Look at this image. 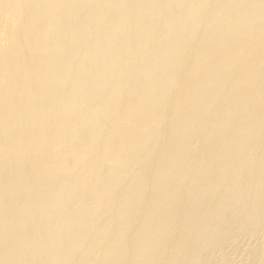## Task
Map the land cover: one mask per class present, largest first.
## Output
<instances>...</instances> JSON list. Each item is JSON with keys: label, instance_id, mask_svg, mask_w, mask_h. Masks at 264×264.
<instances>
[{"label": "rangeland", "instance_id": "374dc122", "mask_svg": "<svg viewBox=\"0 0 264 264\" xmlns=\"http://www.w3.org/2000/svg\"><path fill=\"white\" fill-rule=\"evenodd\" d=\"M239 1H241V2H239ZM153 2H155V3H153ZM118 3H119V5H118ZM36 4H37V6H35ZM155 6H157V7H155ZM195 6H196V8H195ZM258 8H259V10H258ZM56 9H57V11H56ZM233 9H234V12H233ZM58 11L61 13H57ZM108 12H110V13H108ZM58 14L59 15L61 14V15L59 16ZM262 14H264V0H231V1L230 0H212V1L211 0H177V1L176 0H143V1L142 0H110V1L109 0H81V1L80 0H67V1L66 0H49V1L48 0H42V1L38 0V1H36L35 0V2H34V0H0V99H1L0 100V118H2V119H0V126H1L0 135H3V136H0V168H1L0 173L2 171V173L0 174V189H3V190H0V195H2V193H3V195L0 196V200H1L0 201L1 202V205H0V207H1L0 208V264H10V262L11 263L13 262L12 264H23V263H25V264H31V263L32 264H61L60 262H62V264H69V263L74 264V262H75V264L76 263L82 264L83 262L85 264L86 263L88 264V261H89V264H96V263H98V264H101V263L102 264H123V263H125V264H143V263L144 264H159V263L160 264H180L182 262H183V264L184 263L185 264H264V258H262V257H264V215H262V214H264V202H260V201H264V199H262V198H264V161H262V160H264V138H262V137H264V112H262V111H264V89H262V88H264V87L261 88V86H264V65H262V64H264V15H262ZM33 15H34V17H33ZM35 16H36V18H35ZM105 17L106 18L108 17V18L106 19ZM109 17H110V19H109ZM103 18L106 20H104ZM148 19H150V20H148ZM145 20H146V22H145ZM156 20H157V22H156ZM32 22L34 25L32 24ZM35 22H36V24H35ZM130 22H131V24H130ZM186 25H187V27H186ZM30 26H32V27H30ZM88 26H89V28H88ZM101 26H102V28H101ZM125 26H126V28H125ZM83 29H85V30H83ZM155 29H157V31ZM46 32H48V33L46 34ZM20 34H21V36H20ZM228 34L230 35V37ZM233 38H234V40H233ZM207 39H209V40H207ZM48 41H49V43H48ZM89 41L93 44H91ZM171 42H172V44H171ZM45 43H46V45H45ZM112 43H113V45H112ZM52 45H53V47H52ZM229 45H230V47H229ZM26 49L29 52L26 51ZM51 49L53 50V52ZM38 50H39V52H38ZM154 50H156V51H154ZM167 50H168V52H167ZM60 51H61V53H60ZM123 51H124V53H123ZM42 52L44 53V55ZM65 55H67V57ZM143 55H145V56H143ZM104 56H105V58H103ZM147 60H148V63H147ZM200 61H201V63H200ZM235 61H236V63H235ZM119 63H120V65H119ZM149 63L151 65H149ZM182 63H184V64H182ZM70 64H71V66H70ZM73 65H74V68L72 67ZM125 65H127V66H125ZM145 66H146V68H145ZM3 67H5V68H3ZM39 67H40V69H39ZM173 67H174V69H173ZM196 67H197V69H196ZM198 67H199V69H198ZM50 70H52V71H50ZM145 70H146V72H145ZM161 72H163V73H161ZM214 72H215V74H214ZM164 76H165V78H164ZM59 77H60V79H59ZM206 77H208V78H206ZM255 77H257V78H255ZM57 78H58V80H57ZM87 78L89 80H87ZM34 80H35V82H33ZM194 81H195V83H194ZM183 82H184V84H183ZM132 83H134V84H132ZM12 84H14V85H12ZM130 84H132V85H130ZM202 84H205V85H202ZM45 85H47L49 88H50V86H54V87H53V89H51L52 87L49 89ZM253 85H254V87H253ZM14 86L17 88H15ZM204 86H205V88H204ZM122 87H123V89H121ZM147 87H149V88H147ZM179 88H181V89H179ZM5 89H7V90H5ZM161 89H162V91H161ZM211 89H214V90H211ZM37 90H39V92ZM74 90H76V91H74ZM250 90H252V91H250ZM31 91H32V95H29V94H31ZM22 92H24V93H22ZM52 92H54L53 94H56V95H53ZM68 93H69V95H68ZM83 95H85V96H83ZM24 96H26L27 98L24 99ZM144 97H146V98H144ZM99 98H101V99H99ZM75 99L77 101H75ZM64 100H66V101H64ZM68 100H69V102H68ZM71 100H74L75 102L74 101L71 102ZM113 100H115V101H113ZM165 100H166V102H165ZM220 100H222V101H220ZM195 101H197V102H195ZM119 102H120V104H119ZM67 103H69V104H67ZM142 103H143V105H142ZM191 104H192V106H191ZM33 105H35V106H33ZM70 105H71V107H70ZM64 106H66V107L64 108ZM208 106H210V107H208ZM73 107H75V108H73ZM112 107L115 108L114 112L112 111L113 110ZM137 108H139V109H137ZM204 108H206L208 110H206ZM222 108H223V110H222ZM21 109H23V110H21ZM79 109H80V111H78ZM118 109H120V110L118 111ZM36 110L37 111L39 110V112H37ZM128 110H130V111H128ZM142 110H144V111H142ZM59 112H61V113H59ZM118 112H119V114H118ZM129 112H130V115H129ZM135 112H136V114H135ZM199 112H200V114H199ZM206 112H208V113H206ZM110 113H111V115H110ZM3 114H4V116H3ZM196 114H198V115H196ZM70 115L72 116V118ZM41 116H42V118H41ZM56 116L57 117L59 116V117L55 118ZM132 117L133 118L135 117L137 122ZM143 117H145V118H143ZM83 118L85 120H83ZM94 118H95V121H94ZM137 118L139 119V121ZM188 118H189V120H188ZM123 119H125L127 122ZM241 119H242V121H241ZM13 120H15L16 122H14ZM23 120H25V121H23ZM201 120L203 123H200ZM56 121H58V122H56ZM140 121H141V125L139 124ZM6 122H8V123H6ZM42 122H44L45 124L42 125ZM10 123H12V125L14 127L11 126ZM13 123H15V124H13ZM133 123H134V126H133ZM179 123L182 124V126ZM32 124H34V125H32ZM52 125H53V127H52ZM59 125H60V127H59ZM9 126H11V127H9ZM38 126H39V128H38ZM69 126L72 128L70 129ZM123 126H124V128H123ZM155 126H157V127H155ZM66 127H67V129H66L67 131L64 130ZM118 127H119V129H118ZM143 127L145 130H143ZM9 128H10V130H9ZM59 128H60V131H59ZM61 128H62L63 132H61ZM77 128H78V130H77ZM88 128H90V129H88ZM72 129H73V131H72ZM14 130H15V132H14ZM50 130L52 131L53 134L51 133ZM119 130L121 132H119ZM48 131H49L50 135H48ZM125 131H127V132L125 133ZM128 131H130V132H128ZM141 131H143V132H141ZM22 132L23 133L25 132L28 136L24 133L26 136L25 137ZM57 132H59V134H57ZM71 132L73 134H71ZM77 132H80V133H77ZM115 132H117V133H115ZM214 132H216V133H214ZM4 133H7V134H4ZM66 133H67V135H66ZM129 133H130V135H129ZM190 133H192V134H190ZM34 134H36V135H34ZM54 134H55V136H54ZM133 134H135V136ZM181 134H182V136H181ZM18 135H20V136H18ZM124 135H125V137H124ZM220 135H221V137H220ZM47 136L49 137L48 140L46 139ZM57 136H58V138L60 137L59 138L60 140L57 138ZM66 136H67V138H66ZM202 136H203V138H202ZM21 137H22V139H21ZM54 137L56 139H54ZM64 137L66 138V140ZM32 138H35V139H32ZM135 138H136V140H135ZM142 138L143 139L145 138L144 141ZM39 139H41L40 140L41 145L46 146L47 148L46 147L44 148L40 145V141H38ZM42 139H44V140H42ZM100 139H101V141H100ZM17 140L19 142H17ZM57 140H59V143L60 142H63V143H61V145H60V144H58ZM253 140H254V142H253ZM46 141H47V143H46ZM50 141H54V142H50ZM141 141L144 143L141 144L142 143ZM15 142H17V144ZM23 142H24V144L26 143L24 146L22 145ZM36 143H37V145H36ZM48 144L50 147L47 146ZM65 144H66V146H65ZM78 144L80 145V147ZM6 145H8V146H6ZM57 145H60V147L61 146L62 147L61 148L59 147V150H58ZM67 145L69 146V149H67L68 148ZM114 145L115 146L117 145V146L115 147ZM25 146H27V147H25ZM37 146H39V147H37ZM52 146H54L56 148L54 149V147H52ZM94 146H95L96 150L94 149ZM103 146H104V148H103ZM109 146H111L112 148ZM124 146L126 147V150H125ZM210 146H211V148H210ZM130 147H131V149L133 148L134 151L132 150V152H131ZM184 147H185V149H184ZM212 147H213V149H212ZM1 148H3V149H1ZM24 148H26L25 149L26 151L24 150ZM71 148H73V149L75 148V150H73ZM91 148L94 150V152ZM120 148H122L121 151H120ZM169 148H170V150H169ZM36 149L38 150V153H37ZM157 149H159V150L157 151ZM29 150H31V151H29ZM32 150H33V152H32ZM69 150H72V151L70 152ZM206 150H207V152H206ZM39 151H40L41 155L39 154ZM52 151H54V152H52ZM21 152H23V153H21ZM43 152H45V154L47 156ZM69 152L71 154H69ZM172 152H173V154H172ZM52 153H53V155L54 154L55 155L53 156ZM117 153H119V154H117ZM3 154H4V156H3ZM33 154H34V158H33ZM35 154H37V156ZM169 154L171 157L167 156ZM188 154H190V155H188ZM87 155H88V157H87ZM187 155H188V157H187ZM101 156L102 157L104 156V157L101 158ZM57 157H59V158H57ZM91 157H92V159L94 158L93 160H95V161L91 160ZM105 157H106V159H104ZM163 157H164V159H163ZM26 158H27V161H26ZM87 158H88V160H87ZM95 158H97V160ZM212 159H213V161H212ZM228 159H229V161H227ZM14 160H15V162H14ZM128 160H130V161H128ZM145 160H147V161H145ZM164 160H166V161H164ZM185 160L187 163L185 162ZM20 161H21V163H20ZM49 161H50V163H49ZM63 161L68 163L69 165H67L66 163L63 164L64 163ZM103 161H104V163H103ZM175 161H177V162H175ZM60 162L62 164H58ZM184 162H185V166H184ZM192 162H194V163H192ZM55 163H57L59 167ZM92 163H94V164L92 165ZM115 163H117V164H115ZM2 164L3 165L5 164V165L3 166ZM44 165H46V166H44ZM55 165L57 166V168H54ZM115 165H116V168H115ZM8 166H10V167L7 168ZM228 166H230L229 169H228ZM257 166H259V168ZM65 167H67V168H65ZM139 167H140V169H139ZM144 167H146L147 169ZM11 168H12V170H11ZM58 168L61 169V172H59L60 175L58 172H56ZM83 168H84V170H83ZM154 168H156V169L154 170ZM203 168H205V170ZM32 169H33V171H32ZM46 169H47V171H46ZM122 169H124V170H122ZM133 169H135V170H133ZM216 169H218V170H216ZM29 170H31V172ZM49 171H51L52 173H50ZM53 171H54V173L56 172V176L53 174ZM58 171H60V170H58ZM92 171H93V173L94 172L96 173V174L94 173L95 176H99V177L94 178L95 177L94 175H92L93 177L90 176ZM151 171H152V174L150 173ZM3 172H4V174H3ZM32 172H36V173H32ZM84 172H87V173H84ZM165 172H167L168 174ZM178 172H180V173L182 172V173L180 174ZM30 173H32V174H30ZM61 173H64V174L61 175ZM135 173L137 175H135ZM139 173H140L141 177L138 176ZM25 174H26V176H25ZM39 174H41V176ZM128 174H129V176H127ZM239 174H240V176H239ZM15 175H16V177H15ZM22 175L24 176L25 179L22 178L23 177ZM167 175L169 176L170 179H168ZM170 175L173 179L175 178L174 179L175 183H174V180H172V178L170 177ZM3 176H4V178H3ZM57 176H58V178H57ZM70 176H71V178H70ZM12 177H15V178L12 179ZM35 177H37V178H35ZM137 177H139V178H137ZM17 178H18V180H17ZM48 178H49V180H48ZM55 178H56V180L58 179V181H56ZM59 178L61 180H59ZM85 178H87V179L90 178L91 180H89V179L86 180ZM36 179H38L40 182ZM99 179L100 180L102 179L101 182H99L100 181ZM118 179H119V182H118ZM148 179L151 181V183ZM19 180H21V182ZM22 180H23V182H22ZM62 180H63V183H62ZM138 180H140V181H138ZM201 180H203V181H201ZM207 180H209V181H207ZM43 181H45V182H43ZM69 181H70V185L72 187L69 186ZM73 181H75V182H73ZM131 181H132V184H131ZM17 182H19V183L17 184ZM52 182H53V184H52ZM106 182H107V184H105ZM164 182H166L167 184ZM21 183H23V186ZM81 183H83V184H81ZM133 183L135 184V186L136 185L137 186L135 187L133 185ZM37 184H39V187ZM45 184L48 186H45ZM109 184H111V185H109ZM145 184L146 185L148 184L147 185L148 188L146 187ZM156 184H158V185H156ZM161 184H162V186H161ZM16 185H18V186H16ZM35 185L37 187H35ZM54 185L56 186L57 189L55 188ZM59 185H60V187H59ZM159 185H160V188H158ZM40 186H41V188H40ZM61 186L63 189L61 188ZM66 186L68 187V189ZM76 186H77V188H76ZM86 186H88V187H86ZM114 186H115V188H114ZM125 186H126V188H125ZM2 187H4V188H2ZM28 187L30 189H28V190L25 189ZM108 187L111 188V190ZM195 187H197L196 188L197 190H195ZM36 188H38V189H36ZM43 188H45V189H43ZM74 188H75V190H74ZM83 188H86V189H83ZM95 188H97V189H95ZM119 188H120V190H119ZM154 188H155V190H153ZM169 188L170 189L172 188V189L170 190ZM129 189H132V191ZM184 189H185V191H184ZM24 190H26V191H24ZM37 190L39 193H37ZM46 190L47 191L49 190V191L46 192ZM65 190H67V191L71 190L70 191L71 194H70V192L68 193ZM76 190H79V192ZM169 190H170V193L168 195ZM234 190H236V191H234ZM20 191H22V192H20ZM33 191H35V192H33ZM56 191H58L59 193ZM129 191H130V193H129ZM136 191H137V195L135 194ZM43 192L46 195L43 196ZM146 192H147V194H146ZM30 193L32 196H30ZM20 194L22 197L20 196ZM39 194L41 196L40 199H39L40 196H38ZM92 195L94 197H92ZM33 196L35 198H37V200ZM46 196L50 197L46 200L47 204L44 203L45 198H47ZM63 196H64V199H63ZM1 197H3V198H1ZM10 197H11V199H10ZM29 197H31L32 199ZM248 197H249V199H248ZM23 198L25 200H23ZM65 198H68V199L66 200ZM95 198H97V199H95ZM108 198H109V200H108ZM20 199H21V201L19 202ZM53 199H55V200H53ZM62 199L65 201H63ZM71 199H72V201H71ZM79 199H81V200H79ZM86 199H87V201H86ZM93 199H94V201H93ZM125 199H127V200H125ZM28 200H29V202H28ZM114 200L117 203H115ZM12 201H15V202H12ZM55 201L57 203L59 201H61V202H59V204H57V203H55ZM102 201H103V204H102ZM34 202H35V204H34ZM65 202L68 204H66ZM73 202H75L76 204ZM21 203H23V204H21ZM36 203H38V205H37L38 207L44 206L43 204H45L46 208H45V206L38 208L36 206ZM89 203L93 207L92 206L89 207L90 206ZM96 203H97V205L95 206ZM55 204H57V205H55ZM78 204H79V206H78ZM80 204H82V207ZM148 204H151V205L148 206ZM47 205H49V206L47 207ZM59 205H60V207H59ZM62 205H64V206H62ZM236 205H237V207H236ZM67 206H68V209H67ZM130 206H131L132 210L130 209ZM49 207H53V208L50 209ZM134 207H136V208H134ZM202 207H203V210H202ZM43 208L46 209L47 211L44 210ZM85 208H89V209H87V211H89L88 213L86 212ZM109 208H110V210H109ZM120 208H122L123 210ZM127 208H129V210ZM133 208H134V210H133ZM224 208H225V210L223 212ZM13 209L15 211L16 210L17 211L15 212ZM32 209H34L35 211L38 210V211H36L38 213L36 214V212ZM41 209H43V210L40 212ZM84 209H85V211H84ZM92 209H95V210H93L94 215H91ZM191 209L192 210L194 209V210L192 211ZM52 210H53V212H52ZM72 210H74V211H72ZM80 210H82V211L79 212ZM97 210H98V212H97ZM136 210H139V211L136 212ZM11 211H13V212H11ZM25 211H27V213ZM90 211H91V213H90ZM107 211H109V212H107ZM125 211H126V213H125ZM128 211L130 213L132 211L133 212L130 215V213ZM199 211H202V213ZM255 211H257V212H255ZM14 212H15V214H14ZM216 212H218V213H216ZM42 213H43V215H42L43 217L41 216ZM59 213H60V215H59ZM81 213H83V215ZM145 213H147V214H145ZM181 213L182 214L184 213V214L182 215ZM260 213H262V214H260ZM22 214H24V215H22ZM35 214L39 218L38 217L36 218ZM56 214H57V216H56ZM80 214H81V216H80ZM87 214L91 215V217ZM101 214H103V215H101ZM144 214H145V216H144ZM217 214H219V215H217ZM252 214H254V215H252ZM20 215H21V217H20ZM232 215H233V217H231ZM17 216L19 217L18 218L19 220L17 219V220H15L17 222H15L14 219H16ZM92 216H94V217H92ZM103 216L105 218H103ZM124 216L128 217L129 220H128V218L123 219ZM46 217H47V219H46ZM81 217H82V219L84 217L85 218L82 220V219H80ZM86 217H90V219H88V218L86 219ZM111 217L114 218L115 220L112 219ZM250 217H252V219ZM54 218L55 219L57 218V220H54ZM126 219H127V221H126ZM26 220H27V223H26ZM30 220H32L33 222L31 221L32 223H30ZM105 220H107L108 222ZM179 220H181V221H179ZM34 221L37 222V226H35L36 223ZM39 221H41V222H39ZM55 221H57V222H55ZM60 221H62V222L60 223ZM129 221L131 222V224L129 223ZM164 221L167 223V225L163 228L158 229L157 228L158 223L164 222ZM201 221H202V223H201ZM70 222L72 223V225ZM74 222H75V224H74ZM77 222H78V224H77ZM80 222H81V224H80ZM122 222L123 223L125 222L124 225ZM151 222H152L153 226H152ZM187 222H188V224H186ZM105 223H107V224H105ZM137 223H140V224H137ZM145 223L148 225H146ZM178 223H179V225H178ZM199 223H201V224H199ZM73 224L75 226H73ZM76 224L79 227L81 226V229H79V227L77 228ZM86 224L88 226H85ZM112 224H113V226H112ZM117 224L118 225L121 224L123 227H121V225L118 226ZM149 224H151V225H149ZM30 225H32V226H30ZM46 225H47V227H46ZM140 225H142L143 227ZM241 225L245 226L244 227L245 230H244L243 226H241ZM24 226H27V227L30 226V227H28V228L26 227L27 228V231H26V228ZM57 226H59V228ZM63 226H65L67 230L65 228H64L65 230L62 229ZM146 226H147V228H149L148 226H150V228H149L150 230L147 228H144ZM49 227H50L51 231L49 230ZM82 227H84V228H82ZM136 227H138V228H136ZM170 227H171V229H170ZM177 227H178V229H177ZM196 227H198V229ZM22 228H24V229H22ZM44 228H46V229L44 230ZM105 228H106V230H105ZM59 229H60V231H59ZM84 229L86 230V233H85ZM137 229L140 231L138 232ZM23 230H25V231H23ZM28 230H29V232H31V230H32V232L29 233ZM33 230H34V232L38 231V230L40 231L37 233L35 232L36 236H38V237L33 236V235H35V233H33ZM55 230L57 232H55ZM79 230L81 231L80 232L81 234L79 233ZM117 230L119 231V233ZM148 230L150 231V233L148 232ZM175 230H176V232H175ZM2 231H3V233H2ZM163 231L165 234L161 233ZM205 231H207V232H205ZM220 231H221V233H219ZM59 232L61 233V235L63 234L62 237H64V238L61 237ZM62 232H64V233H62ZM95 232H96V234H95ZM125 232L127 234H125ZM133 232H135V233L137 232V233L135 234ZM74 233L76 234V236ZM107 233H108V235H107ZM115 233L119 234L118 235L119 238H117V236H116L117 234L115 235ZM129 233H130V236H128ZM10 234H13V235L11 236ZM30 234H31V237H30ZM42 234L44 235V237ZM93 234H94V236H92ZM170 234L172 237L170 236ZM175 234H177V237L174 236ZM203 234H204V236H203ZM15 235H17V236H15ZM77 235H78V237L79 236L82 237V235H84V237L78 238ZM109 235L111 238H109V240H108L107 236L109 237ZM216 235L219 237H217ZM52 236L53 237L56 236L57 239L55 238L56 240H54V238ZM58 236H60V238H62L59 240V242H57L59 239ZM68 236L71 238L69 239ZM86 236L92 242L88 238H86ZM158 236H159V238H158ZM161 236L163 237V239ZM94 237H96V238L94 239ZM121 237H122V240H119V241L116 240V238L120 239ZM125 237H127V238H125ZM136 237H138L137 240H136ZM140 237H141V239L143 237H145V240L143 238L144 241H142L141 239H139ZM153 237L154 238L156 237L155 240ZM215 237H216V240H215ZM85 238L87 241L85 240ZM128 238H129V240H128ZM3 239L4 240L6 239V240L4 241ZM38 239L40 241H38ZM71 239H75V240L69 241ZM81 239H82V241H81ZM111 239L112 240L114 239L112 241L113 243L114 242L116 243V241L118 243H116V244L114 243L115 245L112 244V242H110ZM131 239H132V241H131ZM66 240H68V243ZM96 240H98V241L96 242ZM138 240H140V241L138 242ZM79 241H81V243ZM127 241L129 243H127ZM161 241L163 242V244ZM54 242H56V243H54ZM72 242L76 246L75 245L71 246ZM109 242H110V244H109ZM121 242H123V244ZM44 243H46L47 246ZM77 243H78V245H77ZM95 243L96 244L100 243V245L99 244L95 245ZM103 243H105V244L103 245ZM125 243H127L126 246H125ZM140 243H142V244H140ZM145 243H146V245H145ZM168 243L170 244V246ZM42 244L45 246H42ZM48 244H50V246ZM92 244H94L95 246H93V247L89 246ZM117 244H120V245L117 246ZM157 244H159V245H157ZM167 244H168V246H167ZM199 244H200V246H199ZM36 245H40V246H37V248H36ZM53 245H56L55 246L56 248ZM64 245H65V247H64ZM98 245L100 246V248ZM110 245L113 248V250H112L113 254H111L112 248ZM69 246H71V247H69ZM77 246H79V248ZM101 246H103V247H101ZM104 246L106 247L107 251L105 250ZM119 246H121L122 248L121 247L119 248ZM47 247H48V249L50 247L52 248V249L50 248V255H49V250H47ZM66 247H68V248H66ZM75 247H77V248H75ZM97 247H98V249H97ZM108 247H110V249ZM143 247L145 248V250L143 249ZM171 247H172V249H171ZM185 247H187V248H185ZM3 248H5V249H3ZM35 248H36L37 252L35 251ZM63 248L68 250V251H64ZM82 248L84 250H82ZM116 248H117V250H116ZM167 248H169V249L167 250ZM179 248H180V250H179ZM54 249H55V252L53 251ZM76 249H79L80 252L78 250L76 251ZM254 249H255V251H254ZM58 250L60 253L58 252ZM89 250H90V252H89ZM118 250L119 251L122 250L121 254H119L120 252ZM137 250H139V251H137ZM166 250L168 251V254H167ZM181 250H183V251H181ZM41 251H42V253H41ZM46 251H47V253H46ZM93 251H96V253ZM99 251H100V253H99ZM115 251H117V252H115ZM135 251H137V252H135ZM142 251H143V253H142ZM75 252H77V253H75ZM101 252H102V254H101ZM85 253L88 255L90 253H92L95 256L92 257L93 255L90 254V256H91V258H90V256L86 255ZM122 253H123V255H122ZM162 253H164V254L166 253V255H163ZM33 254H35L36 257L38 255L39 256L37 258H35V256ZM40 254H41V256H40ZM45 254H46V256H45ZM59 254H61V255H59ZM67 254H69V255H67ZM106 254L109 255L110 258ZM153 254H154V257H152ZM178 256H179V258H178ZM193 256H195V257H193ZM88 257L90 259H88ZM103 257L105 260H107L106 258H109V260H107V262L103 261ZM149 257L152 259H148ZM60 258H61V260H60ZM70 258H71V260H70ZM156 259L159 262H157ZM171 259H172V261H171ZM33 260H35V261H33ZM139 260H141V261H139ZM148 260H150L149 263H148ZM76 261H78V262H76ZM173 261H175V262H173ZM14 262H16V263H14Z\"/></svg>", "mask_w": 264, "mask_h": 264}, {"label": "bare ground", "instance_id": "6f19581e", "mask_svg": "<svg viewBox=\"0 0 264 264\" xmlns=\"http://www.w3.org/2000/svg\"><path fill=\"white\" fill-rule=\"evenodd\" d=\"M36 1H38V0H36ZM41 1H42V0H41ZM48 1H49V0H48ZM66 1H67V0H66ZM80 1H81V0H80ZM109 1H110V0H109ZM142 1H143V0H142ZM176 1H177V0H176ZM211 1H212V0H211ZM230 1H231V0H230ZM34 2H35V0H34ZM99 2H100V1H99ZM106 2H107V1H106ZM118 2H119V1H118ZM139 2H140V1H139ZM155 2H156V1H155ZM155 2H153V3H155ZM167 2H168V1H167ZM191 2H192V1H191ZM239 2H241V1H239ZM248 2H249V1H248ZM67 3H68V2H67ZM90 3H91V2H90ZM116 3H117V2H116ZM135 3H136V2H135ZM211 3H212V2H211ZM236 3H237V2H236ZM31 4H32V3H31ZM47 4H48V3H47ZM49 4H50V3H49ZM114 4H115V3H114ZM166 4H167V3H166ZM54 5H55V4H54ZM60 5H61V4H60ZM60 5H59V6H60ZM70 5H71V4H70ZM84 5H85V4H84ZM118 5H119V3H118ZM130 5H131V4H130ZM144 5H145V4H144ZM146 5H147V4H146ZM171 5H172V4H171ZM35 6H37V4H36ZM92 6H93V5H92ZM97 6H98V5H97ZM133 6H134V5H133ZM148 6H149V5H148ZM212 6H213V5H212ZM212 6H211V7H212ZM33 7H34V6H33ZM54 7H55V6H54ZM65 7H66V6H65ZM155 7H157V6H155ZM159 7H160V6H159ZM167 7H168V6H167ZM257 7H258V6H257ZM71 8H72V7H71ZM195 8H196V6H195ZM205 8H206V7H205ZM216 8H217V7H216ZM259 8H260V7H259ZM259 8H258V10H259ZM125 9H126V8H125ZM134 9H135V8H134ZM157 9H158V8H157ZM173 9H174V8H173ZM46 10H47V9H46ZM46 10H45V11H46ZM59 10H60V9H59ZM72 10H73V9H72ZM95 10H96V9H95ZM100 10H101V9H100ZM145 10H146V9H145ZM161 10H162V9H161ZM203 10H204V9H203ZM221 10H222V9H221ZM242 10H243V9H242ZM36 11H37V10H36ZM53 11H54V10H53ZM56 11H57V9H56ZM82 11H83V10H82ZM129 11H130V10H129ZM148 11H149V10H148ZM153 11H154V10H153ZM169 11H170V10H169ZM180 11H181V10H180ZM207 11H208V10H207ZM211 11H212V10H211ZM94 12H95V11H94ZM162 12H163V11H162ZM233 12H234V9H233ZM252 12H253V11H252ZM259 12H260V11H259ZM57 13H61V12L58 11ZM79 13H80V12H79ZM108 13H110V12H108ZM140 13H141V12H140ZM163 13H164V12H163ZM196 13H197V12H196ZM200 13H201V12H200ZM261 13H262V12H261ZM261 13H260V14H261ZM36 14H37V13H36ZM145 14H146V13H145ZM157 14H158V13H157ZM48 15H49V14H48ZM58 15H59V14H58ZM60 15H61V14H60ZM60 15H59V16H60ZM63 15H64V14H63ZM66 15H67V14H66ZM66 15H65V16H66ZM91 15H92V14H91ZM125 15H126V14H125ZM198 15H199V14H198ZM214 15H215V14H214ZM223 15H224V14H223ZM248 15H249V14H248ZM262 15H264V14H262ZM126 16H127V15H126ZM137 16H138V15H137ZM146 16H147V15H146ZM154 16H155V15H154ZM211 16H212V15H211ZM239 16H240V15H239ZM33 17H34V15H33ZM33 17H32V18H33ZM49 17H50V16H49ZM62 17H63V16H62ZM117 17H118V16H117ZM155 17H156V16H155ZM164 17H165V16H164ZM191 17H192V16H191ZM199 17H200V16H199ZM213 17H214V16H213ZM231 17H232V16H231ZM241 17H242V16H241ZM253 17H254V16H253ZM28 18H29V17H28ZM35 18H36V16H35ZM87 18H88V17H87ZM105 18H106V17H105ZM107 18H108V17H107ZM107 18H106V19H107ZM141 18H142V17H141ZM223 18H224V17H223ZM225 18H226V17H225ZM245 18H246V17H245ZM51 19H52V18H51ZM103 19H104V18H103ZM106 19H104V20H106ZM109 19H110V17H109ZM116 19H117V18H116ZM129 19H130V18H129ZM143 19H144V18H143ZM151 19H152V18H151ZM162 19H163V18H162ZM172 19H173V18H172ZM248 19H249V18H248ZM28 20H29V19H28ZM33 20H34V19H33ZM53 20H54V19H53ZM80 20H81V19H80ZM121 20H122V19H121ZM148 20H150V19H148ZM195 20H196V19H195ZM200 20H201V19H200ZM253 20H254V19H253ZM29 21H30V20H29ZM34 21H35V20H34ZM34 21H33V22H34ZM92 21H93V20H92ZM119 21H120V20H119ZM127 21H128V20H127ZM132 21H133V20H132ZM168 21H169V20H168ZM178 21H179V20H178ZM178 21H177V22H178ZM242 21H243V20H242ZM33 22H32V24H33ZM109 22H110V21H109ZM145 22H146V20H145ZM156 22H157V20H156ZM172 22H173V21H172ZM215 22H216V21H215ZM81 23H82V22H81ZM111 23H112V22H111ZM126 23H127V22H126ZM126 23H125V24H126ZM148 23H149V22H148ZM35 24H36V22H35ZM40 24H41V23H40ZM46 24H47V23H46ZM51 24H52V23H51ZM54 24H55V23H54ZM67 24H68V23H67ZM100 24H101V23H100ZM123 24H124V23H123ZM130 24H131V22H130ZM149 24H150V23H149ZM25 25H26V24H25ZM28 25H29V24H28ZM28 25H27V26H28ZM33 25H34V24H33ZM47 25H48V24H47ZM56 25H57V24H56ZM103 25H104V24H103ZM132 25H133V24H132ZM134 25H135V24H134ZM136 25H137V24H136ZM177 25H178V24H177ZM231 25H232V24H231ZM257 25H258V24H257ZM62 26H63V25H62ZM120 26H121V25H120ZM150 26H151V25H150ZM164 26H165V25H164ZM197 26H198V25H197ZM217 26H218V25H217ZM258 26H259V25H258ZM30 27H32V26H30ZM80 27H81V26H80ZM91 27H92V26H91ZM95 27H96V26H95ZM114 27H115V26H114ZM114 27H113V28H114ZM186 27H187V25H186ZM206 27H207V26H206ZM51 28H52V27H51ZM53 28H54V27H53ZM61 28H62V27H61ZM88 28H89V26H88ZM99 28H100V27H99ZM101 28H102V26H101ZM110 28H111V27H110ZM125 28H126V26H125ZM35 29H36V28H35ZM62 29H63V28H62ZM67 29H68V28H67ZM72 29H73V28H72ZM72 29H71V30H72ZM79 29H80V28H79ZM105 29H106V28H105ZM115 29H116V28H115ZM141 29H142V28H141ZM50 30H51V29H50ZM58 30H59V29H58ZM81 30H82V29H81ZM83 30H85V29H83ZM92 30H93V29H92ZM100 30H101V29H100ZM111 30H112V29H111ZM155 30L157 31V29H155ZM163 30H164V29H163ZM248 30H249V29H248ZM32 31H33V30H32ZM63 31H64V30H63ZM122 31H123V30H122ZM166 31H167V30H166ZM173 31H174V30H173ZM249 31H250V30H249ZM38 32H39V31H38ZM71 32H72V31H71ZM86 32H87V31H86ZM89 32H90V31H89ZM115 32H116V31H115ZM117 32H118V31H117ZM124 32H125V31H124ZM130 32H131V31H130ZM130 32H129V33H130ZM141 32H142V31H141ZM151 32H152V31H151ZM180 32H181V31H180ZM227 32H228V31H227ZM227 32H226V33H227ZM25 33H26V32H25ZM47 33H48V32H46V34H47ZM97 33H98V32H97ZM107 33H108V32H107ZM109 33H110V32H109ZM187 33H188V32H187ZM21 34H22V33H21ZM21 34H20V36H21ZM34 34H35V33H34ZM37 34H38V33H37ZM43 34H44V33H43ZM69 34H70V33H69ZM94 34H95V33H94ZM126 34H127V33H126ZM196 34H197V33H196ZM28 35H29V34H28ZM111 35H112V34H111ZM113 35H114V34H113ZM117 35H118V34H117ZM185 35H186V34H185ZM198 35H199V34H198ZM228 35H229V34H228ZM57 36H58V35H57ZM118 36H119V35H118ZM210 36H211V35H210ZM226 36H227V35H226ZM261 36H262V35H261ZM23 37H24V36H23ZM25 37H26V36H25ZM50 37H51V36H50ZM84 37H85V36H84ZM96 37H97V36H96ZM185 37H186V36H185ZM229 37H230V35H229ZM242 37H243V36H242ZM18 38H19V37H18ZM38 38H39V37H38ZM58 38H59V37H58ZM68 38H69V37H68ZM80 38H81V37H80ZM97 38H98V37H97ZM107 38H108V37H107ZM143 38H144V37H143ZM143 38H142V39H143ZM202 38H203V37H202ZM202 38H201V39H202ZM56 39H57V38H56ZM81 39H82V38H81ZM90 39H91V38H90ZM127 39H128V38H127ZM151 39H152V38H151ZM229 39H230V38H229ZM248 39H249V38H248ZM21 40H22V39H21ZM35 40H36V39H35ZM41 40H42V39H41ZM95 40H96V39H95ZM112 40H113V39H112ZM178 40H179V39H178ZM207 40H209V39H207ZM233 40H234V38H233ZM259 40H260V39H259ZM15 41H16V40H15ZM38 41H39V40H38ZM77 41H78V40H77ZM77 41H76V42H77ZM87 41H88V40H87ZM87 41H86V42H87ZM98 41H99V40H98ZM98 41H97V42H98ZM105 41H106V40H105ZM113 41H114V40H113ZM133 41H134V40H133ZM149 41H150V40H149ZM161 41H162V40H161ZM202 41H203V40H202ZM221 41H222V40H221ZM249 41H250V40H249ZM23 42H24V41H23ZM32 42H33V41H32ZM59 42H60V41H59ZM70 42H71V41H70ZM86 42H85V43H86ZM89 42H90V41H89ZM197 42H198V41H197ZM223 42H224V41H223ZM258 42H259V41H258ZM34 43H35V42H34ZM48 43H49V41H48ZM90 43H91V42H90ZM113 43H114V42H113ZM113 43H112V45H113ZM18 44H19V43H18ZM21 44H22V43H21ZM68 44H69V43H68ZM83 44H84V43H83ZM91 44H93V43H91ZM103 44H104V43H103ZM110 44H111V43H110ZM110 44H109V45H110ZM171 44H172V42H171ZM30 45H31V44H30ZM45 45H46V43H45ZM58 45H59V44H58ZM66 45H67V44H66ZM112 45H111V46H112ZM127 45H128V44H127ZM129 45H130V44H129ZM135 45H136V44H135ZM191 45H192V44H191ZM204 45H205V44H204ZM238 45H239V44H238ZM14 46H15V45H14ZM35 46H36V45H35ZM55 46H56V45H55ZM63 46H64V45H63ZM92 46H93V45H92ZM96 46H97V45H96ZM143 46H144V45H143ZM160 46H161V45H160ZM52 47H53V45H52ZM59 47H60V46H59ZM207 47H208V46H207ZM229 47H230V45H229ZM232 47H233V46H232ZM253 47H254V46H253ZM258 47H259V46H258ZM12 48H13V47H12ZM57 48H58V47H57ZM60 48H61V47H60ZM151 48H152V47H151ZM45 49H46V48H45ZM54 49H55V48H54ZM64 49H65V48H64ZM102 49H103V48H102ZM104 49H105V48H104ZM157 49H158V48H157ZM212 49H213V48H212ZM260 49H261V48H260ZM20 50H21V49H20ZM51 50H52V49H51ZM84 50H85V49H84ZM117 50H118V49H117ZM138 50H139V49H138ZM210 50H211V49H210ZM213 50H214V49H213ZM213 50H212V51H213ZM219 50H220V49H219ZM261 50H262V49H261ZM7 51H8V50H7ZM26 51H28V50L26 49ZM82 51H83V50H82ZM87 51H88V50H87ZM96 51H97V50H96ZM154 51H156V50H154ZM186 51H187V50H186ZM190 51H191V50H190ZM244 51H245V50H244ZM257 51H258V50H257ZM28 52H29V51H28ZM38 52H39V50H38ZM45 52H46V51H45ZM52 52H53V50H52ZM98 52H99V51H98ZM167 52H168V50H167ZM191 52H192V51H191ZM203 52H204V51H203ZM209 52H210V51H209ZM217 52H218V51H217ZM220 52H221V51H220ZM227 52H228V51H227ZM240 52H241V51H240ZM7 53H8V52H7ZM23 53H24V52H23ZM42 53H43V52H42ZM42 53H41V54H42ZM60 53H61V51H60ZM62 53H63V52H62ZM72 53H73V52H72ZM82 53H83V52H82ZM112 53H113V52H112ZM123 53H124V51H123ZM152 53H153V52H152ZM165 53H166V52H165ZM180 53H181V52H180ZM187 53H188V52H187ZM228 53H229V52H228ZM249 53H250V52H249ZM252 53H253V52H252ZM14 54H15V53H14ZM35 54H36V53H35ZM54 54H55V53H54ZM65 54H66V53H65ZM84 54H85V53H84ZM94 54H95V53H94ZM117 54H118V53H117ZM141 54H142V53H141ZM213 54H214V53H213ZM43 55H44V53H43ZM137 55H138V54H137ZM193 55H194V54H193ZM208 55H209V54H208ZM227 55H228V54H227ZM31 56H32V55H31ZM38 56H39V55H38ZM65 56L67 57V55H65ZM90 56H91V55H90ZM143 56H145V55H143ZM211 56H212V55H211ZM221 56H222V55H221ZM250 56H251V55H250ZM7 57H8V56H7ZM9 57H10V56H9ZM35 57H36V56H35ZM94 57H95V56H94ZM112 57H113V56H112ZM194 57H195V56H194ZM197 57H198V56H197ZM243 57H244V56H243ZM44 58H45V57H44ZM103 58H105V56H104ZM5 59H6V58H5ZM9 59H10V58H9ZM91 59H92V58H91ZM115 59H116V58H115ZM168 59H169V58H168ZM172 59H173V58H172ZM11 60H12V59H11ZM17 60H18V59H17ZM28 60H29V59H28ZM44 60H45V59H44ZM63 60H64V59H63ZM66 60H67V59H66ZM68 60H69V59H68ZM70 60H71V59H70ZM86 60H87V59H86ZM89 60H90V59H89ZM94 60H95V59H94ZM94 60H93V61H94ZM97 60H98V59H97ZM138 60H139V59H138ZM230 60H231V59H230ZM248 60H249V59H248ZM49 61H50V60H49ZM49 61H48V62H49ZM3 62H4V61H3ZM10 62H11V61H10ZM34 62H35V61H34ZM40 62H41V61H40ZM58 62H59V61H58ZM65 62H66V61H65ZM233 62H234V61H233ZM62 63H63V62H62ZM135 63H136V62H135ZM139 63H140V62H139ZM147 63H148V60H147ZM158 63H159V62H158ZM196 63H197V62H196ZM200 63H201V61H200ZM209 63H210V62H209ZM229 63H230V62H229ZM235 63H236V61H235ZM16 64H17V63H16ZM56 64H57V63H56ZM90 64H91V63H90ZM125 64H126V63H125ZM137 64H138V63H137ZM173 64H174V63H173ZM177 64H178V63H177ZM182 64H184V63H182ZM202 64H203V63H202ZM27 65H28V64H27ZM49 65H50V64H49ZM77 65H78V64H77ZM112 65H113V64H112ZM119 65H120V63H119ZM149 65H151V64L149 63ZM205 65H206V64H205ZM253 65H254V64H253ZM262 65H264V64H262ZM70 66H71V64H70ZM75 66H76V65H75ZM125 66H127V65H125ZM136 66H137V65H136ZM136 66H135V67H136ZM208 66H209V65H208ZM239 66H240V65H239ZM31 67H32V66H31ZM50 67H51V66H50ZM72 67L74 68V65H73ZM120 67H121V66H120ZM130 67H131V66H130ZM137 67H138V66H137ZM182 67H183V66H182ZM206 67H207V66H206ZM243 67H244V66H243ZM3 68H5V67H3ZM14 68H15V67H14ZM37 68H38V67H37ZM52 68H53V67H52ZM62 68H63V67H62ZM132 68H133V67H132ZM143 68H144V67H143ZM145 68H146V66H145ZM166 68H167V67H166ZM234 68H235V67H234ZM17 69H18V68H17ZM28 69H29V68H28ZM39 69H40V67H39ZM50 69H51V68H50ZM70 69H71V68H70ZM98 69H99V68H98ZM173 69H174V67H173ZM181 69H182V68H181ZM194 69H195V68H194ZM196 69H197V67H196ZM198 69H199V67H198ZM236 69H237V68H236ZM252 69H253V68H252ZM258 69H259V68H258ZM35 70H36V69H35ZM72 70H73V69H72ZM92 70H93V69H92ZM115 70H116V69H115ZM117 70H118V69H117ZM122 70H123V69H122ZM143 70H144V69H143ZM152 70H153V69H152ZM176 70H177V69H176ZM224 70H225V69H224ZM17 71H18V70H17ZM50 71H52V70H50ZM63 71H64V70H63ZM66 71H67V70H66ZM128 71H129V70H128ZM159 71H160V70H159ZM182 71H183V70H182ZM187 71H188V70H187ZM259 71H260V70H259ZM259 71H258V72H259ZM82 72H83V71H82ZM129 72H130V71H129ZM133 72H134V71H133ZM145 72H146V70H145ZM147 72H148V71H147ZM155 72H156V71H155ZM163 72H164V71H163ZM163 72H161V73H163ZM180 72H181V71H180ZM191 72H192V71H191ZM206 72H207V71H206ZM251 72H252V71H251ZM260 72H261V71H260ZM13 73H14V72H13ZM83 73H84V72H83ZM175 73H176V72H175ZM187 73H188V72H187ZM211 73H212V72H211ZM10 74H11V73H10ZM21 74H22V73H21ZM29 74H30V73H29ZM40 74H41V73H40ZM48 74H49V73H48ZM89 74H90V73H89ZM123 74H124V73H123ZM170 74H171V73H170ZM203 74H204V73H203ZM214 74H215V72H214ZM258 74H259V73H258ZM26 75H27V74H26ZM54 75H55V74H54ZM148 75H149V74H148ZM157 75H158V74H157ZM179 75H180V74H179ZM248 75H249V74H248ZM86 76H87V75H86ZM121 76H122V75H121ZM134 76H135V75H134ZM174 76H175V75H174ZM184 76H185V75H184ZM204 76H205V75H204ZM7 77H8V76H7ZM26 77H27V76H26ZM38 77H39V76H38ZM151 77H152V76H151ZM22 78H23V77H22ZM29 78H30V77H29ZM35 78H36V77H35ZM40 78H41V77H40ZM81 78H82V77H81ZM89 78H90V77H89ZM149 78H150V77H149ZM164 78H165V76H164ZM173 78H174V77H173ZM206 78H208V77H206ZM214 78H215V77H214ZM255 78H257V77H255ZM59 79H60V77H59ZM70 79H71V78H70ZM114 79H115V78H114ZM133 79H134V78H133ZM176 79H177V78H176ZM233 79H234V78H233ZM6 80H7V79H6ZM23 80H24V79H23ZM57 80H58V78H57ZM63 80H64V79H63ZM76 80H77V79H76ZM87 80H89V79L87 78ZM111 80H112V79H111ZM131 80H132V79H131ZM131 80H130V81H131ZM145 80H146V79H145ZM159 80H160V79H159ZM201 80H202V79H201ZM9 81H10V80H9ZM27 81H28V80H27ZM27 81H26V82H27ZM41 81H42V80H41ZM65 81H66V80H65ZM112 81H113V80H112ZM130 81H129V82H130ZM140 81H141V80H140ZM153 81H154V80H153ZM188 81H189V80H188ZM234 81H235V80H234ZM24 82H25V81H24ZM24 82H23V83H24ZM33 82H35V80H34ZM45 82H46V81H45ZM146 82H147V81H146ZM189 82H190V81H189ZM206 82H207V81H206ZM51 83H52V82H51ZM51 83H50V84H51ZM194 83H195V81H194ZM204 83H205V82H204ZM28 84H29V83H28ZM31 84H32V83H31ZM42 84H43V83H42ZM60 84H61V83H60ZM70 84H71V83H70ZM114 84H115V83H114ZM117 84H118V83H117ZM132 84H134V83H132ZM132 84H130V85H132ZM153 84H154V83H153ZM183 84H184V82H183ZM210 84H211V83H210ZM253 84H254V83H253ZM12 85H14V84H12ZM29 85H30V84H29ZM53 85H54V84H53ZM85 85H86V84H85ZM180 85H181V84H180ZM202 85H205V84H202ZM32 86H33V85H32ZM45 86H47V85H45ZM83 86H84V85H83ZM89 86H90V85H89ZM92 86H93V85H92ZM124 86H125V85H124ZM143 86H144V85H143ZM206 86H207V85H206ZM216 86H217V85H216ZM216 86H215V87H216ZM11 87H12V86H11ZM14 87H15V86H14ZM34 87H35V86H34ZM42 87H43V86H42ZM51 87H52V88H51ZM53 87H54V86H50L51 89H53ZM62 87H63V86H62ZM78 87H79V86H78ZM114 87H115V86H114ZM149 87H150V86H149ZM149 87H147V88H149ZM178 87H179V86H178ZM197 87H198V86H197ZM226 87H227V86H226ZM253 87H254V85H253ZM256 87H257V86H256ZM262 87H264V86H261V88H262ZM15 88H17V87H15ZM15 88H14V89H15ZM31 88H32V87H31ZM47 88H49V87L47 86ZM47 88H46V89H47ZM50 88H49V89H50ZM80 88H81V87H80ZM92 88H93V87H92ZM170 88H171V87H170ZM204 88H205V86H204ZM236 88H237V87H236ZM7 89H8V88H7ZM7 89H5V90H7ZM18 89H19V88H18ZM69 89H70V88H69ZM76 89H77V88H76ZM84 89H85V88H84ZM110 89H111V88H110ZM121 89H123V87H122ZM126 89H127V88H126ZM179 89H181V88H179ZM262 89H264V88H262ZM9 90H10V89H9ZM47 90H48V89H47ZM54 90H55V89H54ZM54 90H53V91H54ZM64 90H65V89H64ZM116 90H117V89H116ZM136 90H137V89H136ZM150 90H151V89H150ZM173 90H174V89H173ZM211 90H214V89H211ZM222 90H223V89H222ZM37 91L39 92V90H37ZM59 91H60V90H59ZM74 91H76V90H74ZM82 91H83V90H82ZM126 91H127V90H126ZM161 91H162V89H161ZM238 91H239V90H238ZM250 91H252V90H250ZM4 92H5V91H4ZM47 92H48V91H47ZM80 92H81V91H80ZM104 92H105V91H104ZM109 92H110V91H109ZM134 92H135V91H134ZM145 92H146V91H145ZM157 92H158V91H157ZM193 92H194V91H193ZM2 93H3V92H2ZM22 93H24V92H22ZM53 93H54V92H52V94H53ZM97 93H98V92H97ZM113 93H114V92H113ZM118 93H119V92H118ZM135 93H136V92H135ZM147 93H148V92H147ZM170 93H171V92H170ZM173 93H174V92H173ZM180 93H181V92H180ZM189 93H190V92H189ZM168 94H169V93H168ZM185 94H186V93H185ZM185 94H184V95H185ZM211 94H212V93H211ZM240 94H241V93H240ZM249 94H250V93H249ZM29 95H32V91H31V94H29ZM53 95H56V94H53ZM68 95H69V93H68ZM91 95H92V94H91ZM109 95H110V94H109ZM156 95H157V94H156ZM186 95H187V94H186ZM235 95H236V94H235ZM49 96H50V95H49ZM51 96H52V95H51ZM83 96H85V95H83ZM83 96H82V97H83ZM175 96H176V95H175ZM52 97H53V96H52ZM55 97H56V96H55ZM61 97H62V96H61ZM61 97H60V98H61ZM67 97H68V96H67ZM74 97H75V96H74ZM97 97H98V96H97ZM117 97H118V96H117ZM123 97H124V96H123ZM156 97H157V96H156ZM235 97H236V96H235ZM253 97H254V96H253ZM9 98H10V97H9ZM18 98H19V97H18ZM25 98H27V97L24 96V99H25ZM80 98H81V97H80ZM90 98H91V97H90ZM111 98H112V97H111ZM131 98H132V97H131ZM144 98H146V97H144ZM191 98H192V97H191ZM193 98H194V97H193ZM229 98H230V97H229ZM29 99H30V98H29ZM52 99H53V98H52ZM57 99H58V98H57ZM64 99H65V98H64ZM70 99H71V98H70ZM88 99H89V98H88ZM97 99H98V98H97ZM99 99H101V98H99ZM0 100H1V99H0ZM10 100H11V99H10ZM47 100H48V99H47ZM62 100H63V99H62ZM78 100H79V99H78ZM90 100H91V99H90ZM115 100H116V99H115ZM115 100H113V101H115ZM161 100H162V99H161ZM206 100H207V99H206ZM231 100H232V99H231ZM241 100H242V99H241ZM255 100H256V99H255ZM64 101H66V100H64ZM72 101H74V100H71V102H72ZM75 101H77V100L75 99ZM75 101H74V102H75ZM140 101H141V100H140ZM142 101H143V100H142ZM220 101H222V100H220ZM258 101H259V100H258ZM20 102H21V101H20ZM29 102H30V101H29ZM68 102H69V100H68ZM71 102H70V103H71ZM94 102H95V101H94ZM104 102H105V101H104ZM137 102H138V101H137ZM151 102H152V101H151ZM165 102H166V100H165ZM173 102H174V101H173ZM195 102H197V101H195ZM242 102H243V101H242ZM255 102H256V101H255ZM50 103H51V102H50ZM122 103H123V102H122ZM144 103H145V102H144ZM178 103H179V102H178ZM192 103H193V102H192ZM217 103H218V102H217ZM253 103H254V102H253ZM25 104H26V103H25ZM45 104H46V103H45ZM54 104H55V103H54ZM54 104H53V105H54ZM67 104H69V103H67ZM71 104H72V103H71ZM99 104H100V103H99ZM119 104H120V102H119ZM124 104H125V103H124ZM129 104H130V103H129ZM152 104H153V103H152ZM162 104H163V103H162ZM176 104H177V103H176ZM185 104H186V103H185ZM199 104H200V103H199ZM225 104H226V103H225ZM247 104H248V103H247ZM10 105H11V104H10ZM10 105H9V106H10ZM56 105H57V104H56ZM63 105H64V104H63ZM74 105H75V104H74ZM142 105H143V103H142ZM142 105H141V106H142ZM187 105H188V104H187ZM217 105H218V104H217ZM12 106H13V105H12ZM33 106H35V105H33ZM39 106H40V105H39ZM84 106H85V105H84ZM191 106H192V104H191ZM247 106H248V105H247ZM256 106H257V105H256ZM4 107H5V106H4ZM65 107H66V106H64V108H65ZM70 107H71V105H70ZM89 107H90V106H89ZM94 107H95V106H94ZM113 107H114V106H113ZM113 107H112V108H113ZM122 107H123V106H122ZM138 107H139V106H138ZM208 107H210V106H208ZM238 107H239V106H238ZM42 108H43V107H42ZM73 108H75V107H73ZM100 108H101V107H100ZM146 108H147V107H146ZM150 108H151V107H150ZM164 108H165V107H164ZM167 108H168V107H167ZM175 108H176V107H175ZM175 108H174V109H175ZM195 108H196V107H195ZM245 108H246V107H245ZM7 109H8V108H7ZM11 109H12V108H11ZM28 109H29V108H28ZM43 109H44V108H43ZM46 109H47V108H46ZM114 109H115V108H113V110H112L113 112L115 111ZM137 109H139V108H137ZM204 109H206V108H204ZM216 109H217V108H216ZM21 110H23V109H21ZM51 110H52V109H51ZM66 110H67V109H66ZM72 110H73V109H72ZM81 110H82V109H81ZM105 110H106V109H105ZM105 110H104V111H105ZM119 110H120V109H118V111H119ZM150 110H151V109H150ZM167 110H168V109H167ZM176 110H177V109H176ZM206 110H208V109H206ZM219 110H220V109H219ZM222 110H223V108H222ZM229 110H230V109H229ZM261 110H262V109H261ZM12 111H13V110H12ZM36 111H37V110H36ZM44 111H45V110H44ZM47 111H48V110H47ZM78 111H80V109H79ZM128 111H130V110H128ZM140 111H141V110H140ZM140 111H139V112H140ZM142 111H144V110H142ZM159 111H160V110H159ZM5 112H6V111H5ZM37 112H39V110H38ZM75 112H76V111H75ZM84 112H85V111H84ZM106 112H107V111H106ZM110 112H111V111H110ZM132 112H133V111H132ZM154 112H155V111H154ZM166 112H167V111H166ZM192 112H193V111H192ZM224 112H225V111H224ZM251 112H252V111H251ZM262 112H264V111H262ZM8 113H9V112H8ZM10 113H11V112H10ZM59 113H61V112H59ZM69 113H70V112H69ZM73 113H74V112H73ZM142 113H143V112H142ZM182 113H183V112H182ZM194 113H195V112H194ZM206 113H208V112H206ZM14 114H15V113H14ZM32 114H33V113H32ZM40 114H41V113H40ZM76 114H77V113H76ZM118 114H119V112H118ZM132 114H133V113H132ZM135 114H136V112H135ZM144 114H145V113H144ZM189 114H190V113H189ZM192 114H193V113H192ZM199 114H200V112H199ZM248 114H249V113H248ZM5 115H6V114H5ZM15 115H16V114H15ZM25 115H26V114H25ZM33 115H34V114H33ZM35 115H36V114H35ZM63 115H64V114H63ZM85 115H86V114H85ZM110 115H111V113H110ZM129 115H130V112H129ZM170 115H171V114H170ZM174 115H175V114H174ZM196 115H198V114H196ZM241 115H242V114H241ZM3 116H4V114H3ZM6 116H7V115H6ZM11 116H12V115H11ZM16 116H17V115H16ZM16 116H15V117H16ZM36 116H37V115H36ZM39 116H40V115H39ZM70 116H71V115H70ZM70 116H69V117H70ZM160 116H161V115H160ZM177 116H178V115H177ZM206 116H207V115H206ZM248 116H249V115H248ZM12 117H13V116H12ZM32 117H33V116H32ZM58 117H59V116H58ZM58 117L56 116L55 118H58ZM77 117H78V116H77ZM83 117H84V116H83ZM86 117H87V116H86ZM102 117H103V116H102ZM102 117H101V118H102ZM183 117H184V116H183ZM216 117H217V116H216ZM225 117H226V116H225ZM13 118H14V117H13ZM13 118H12V119H13ZM34 118H35V117H34ZM41 118H42V116H41ZM43 118H44V117H43ZM65 118H66V117H65ZM71 118H72V116H71ZM78 118H79V117H78ZM109 118H110V117H109ZM115 118H116V117H115ZM120 118H121V117H120ZM129 118H130V117H129ZM132 118H133V117H132ZM143 118H145V117H143ZM203 118H204V117H203ZM222 118H223V117H222ZM0 119H2V118H0ZM12 119H11V120H12ZM20 119H21V118H20ZM45 119H46V118H45ZM67 119H68V118H67ZM97 119H98V118H97ZM133 119L136 120L135 117H134ZM137 119H138V118H137ZM153 119H154V118H153ZM168 119H169V118H168ZM172 119H173V118H172ZM224 119H225V118H224ZM255 119H256V118H255ZM255 119H254V120H255ZM34 120H35V119H34ZM34 120H33V121H34ZM41 120H42V119H41ZM52 120H53V119H52ZM65 120H66V119H65ZM83 120H85V119L83 118ZM98 120H99V119H98ZM123 120H125V119H123ZM123 120H122V121H123ZM157 120H158V119H157ZM181 120H182V119H181ZM185 120H186V119H185ZM188 120H189V118H188ZM198 120H199V119H198ZM13 121L16 122L15 120H13ZM18 121H19V120H18ZM23 121H25V120H23ZM43 121H44V120H43ZM86 121H87V120H86ZM94 121H95V118H94ZM111 121H112V120H111ZM115 121H116V120H115ZM125 121H126V120H125ZM138 121H139V119H138ZM141 121H142V120H141ZM141 121H140V123H139L140 125H141ZM193 121H194V120H193ZM241 121H242V119H241ZM9 122H10V121H9ZM38 122H39V121H38ZM49 122H50V121H49ZM56 122H58V121H56ZM63 122H64V121H63ZM126 122H127V121H126ZM136 122H137V120H136ZM136 122H135V123H136ZM145 122H146V121H145ZM147 122H148V121H147ZM182 122H183V121H182ZM220 122H221V121H220ZM250 122H251V121H250ZM6 123H8V122H6ZM50 123H51V122H50ZM50 123H49V124H50ZM75 123H76V122H75ZM100 123H101V122H100ZM142 123H143V122H142ZM165 123H166V122H165ZM200 123H203L202 120H201ZM216 123H217V122H216ZM231 123H232V122H231ZM236 123H237V122H236ZM259 123H260V122H259ZM10 124H11V126H13L12 123H10ZM13 124H15V123H13ZM17 124H18V123H17ZM19 124H20V123H19ZM24 124H25V123H24ZM43 124H45V123L42 122V125H43ZM65 124H66V123H65ZM65 124H64V125H65ZM72 124H73V123H72ZM179 124H180V123H179ZM233 124H234V123H233ZM2 125H3V124H2ZM32 125H34V124H32ZM32 125H31V126H32ZM35 125H36V124H35ZM100 125H101V124H100ZM107 125H108V124H107ZM126 125H127V124H126ZM135 125H136V124H135ZM180 125L182 126V124H180ZM199 125H200V124H199ZM214 125H215V124H214ZM217 125H218V124H217ZM243 125H244V124H243ZM257 125H258V124H257ZM11 126H9V127H11ZM29 126H30V125H29ZM48 126H49V125H48ZM101 126H102V125H101ZM109 126H110V125H109ZM128 126H129V125H128ZM133 126H134V123H133ZM133 126H132V127H133ZM197 126H198V125H197ZM205 126H206V125H205ZM205 126H204V127H205ZM7 127H8V126H7ZM13 127H14V126H13ZM13 127H12V128H13ZM36 127H37V126H36ZM52 127H53V125H52ZM54 127H55V126H54ZM59 127H60V125H59ZM69 127H70V126H69ZM69 127H68V128H69ZM77 127H78V126H77ZM99 127H100V126H99ZM155 127H157V126H155ZM184 127H185V126H184ZM0 128H1V126H0ZM30 128H31V127H30ZM38 128H39V126H38ZM43 128H44V127H43ZM71 128H72V127H70V129H71ZM73 128H74V127H73ZM123 128H124V126H123ZM174 128H175V127H174ZM232 128H233V127H232ZM36 129H37V128H36ZM50 129H51V128H50ZM53 129H54V128H53ZM53 129H52V130H53ZM63 129H64V128H63ZM66 129H67V127H66L64 130H66ZM75 129H76V128H75ZM88 129H90V128H88ZM101 129H102V128H101ZM118 129H119V127H118ZM126 129H127V128H126ZM128 129H129V128H128ZM178 129H179V128H178ZM178 129H177V130H178ZM3 130H4V129H3ZM9 130H10V128H9ZM18 130H19V129H18ZM37 130H38V129H37ZM44 130H45V129H44ZM77 130H78V128H77ZM102 130H103V129H102ZM136 130H137V129H136ZM143 130H145L144 127H143ZM152 130H153V129H152ZM166 130H167V129H166ZM29 131H30V130H29ZM50 131H51V130H50ZM59 131H60V128H59ZM66 131H67V130H66ZM70 131H71V130H70ZM72 131H73V129H72ZM94 131H95V130H94ZM130 131H131V130H130ZM130 131H128V132H130ZM138 131H139V130H138ZM146 131H147V130H146ZM186 131H187V130H186ZM222 131H223V130H222ZM10 132H11V131H10ZM10 132H9V133H10ZM14 132H15V130H14ZM19 132H20V131H19ZM26 132H27V131H26ZM61 132H63L62 128H61ZM68 132H69V131H68ZM68 132H67V133H68ZM105 132H106V131H105ZM105 132H104V133H105ZM119 132H121V131L119 130ZM126 132H127V131H125V133H126ZM141 132H143V131H141ZM163 132H164V131H163ZM187 132H188V131H187ZM219 132H220V131H219ZM238 132H239V131H238ZM240 132H241V131H240ZM261 132H262V131H261ZM22 133H23V132H22ZM22 133H21V134H22ZM24 133H25V132H24ZM24 133H23V135L25 136L26 133H25V134H24ZM34 133H35V132H34ZM51 133H52V131H51ZM67 133H66V135H67ZM77 133H80V132H77ZM99 133H100V132H99ZM111 133H112V132H111ZM113 133H114V132H113ZM115 133H117V132H115ZM139 133H140V132H139ZM139 133H138V134H139ZM157 133H158V132H157ZM192 133H193V132H192ZM192 133H190V134H192ZM214 133H216V132H214ZM4 134H7V133H4ZM52 134H53V133H52ZM55 134H56V133H55ZM55 134H54V136H55ZM57 134H59V132H57ZM61 134H62V133H61ZM71 134H73V133L71 132ZM91 134H92V133H91ZM123 134H124V133H123ZM150 134H151V133H150ZM160 134H161V133H160ZM160 134H159V135H160ZM186 134H187V133H186ZM223 134H224V133H223ZM253 134H254V133H253ZM26 135H27V134H26ZM34 135H36V134H34ZM42 135H43V134H42ZM48 135H50V134H49V131H48ZM62 135H63V134H62ZM62 135H61V136H62ZM80 135H81V134H80ZM111 135H112V134H111ZM129 135H130V133H129ZM129 135H128V136H129ZM133 135L135 136V134H133ZM133 135H132V136H133ZM142 135H143V134H142ZM142 135H141V136H142ZM243 135H244V134H243ZM255 135H256V134H255ZM0 136H3V135H0ZM18 136H20V135H18ZM27 136H28V135H27ZM59 136H60V135H59ZM72 136H73V135H72ZM76 136H77V135H76ZM83 136H84V135H83ZM88 136H89V135H88ZM99 136H100V135H99ZM103 136H104V135H103ZM105 136H106V135H105ZM113 136H114V135H113ZM132 136H131V137H132ZM148 136H149V135H148ZM152 136H153V135H152ZM179 136H180V135H179ZM181 136H182V134H181ZM188 136H189V135H188ZM25 137H26V136H25ZM25 137H24V138H25ZM100 137H101V136H100ZM106 137H107V136H106ZM124 137H125V135H124ZM220 137H221V135H220ZM248 137H249V136H248ZM248 137H247V138H248ZM42 138H43V137H42ZM48 138H49V137L47 136L46 139L48 140ZM57 138H58V136H57ZM59 138H60V137H59ZM59 138H58V139H59ZM64 138H65V137H64ZM66 138H67V136H66ZM66 138H65V140H66ZM74 138H75V137H74ZM78 138H79V137H78ZM80 138H81V137H80ZM101 138H102V137H101ZM114 138H115V137H114ZM122 138H123V137H122ZM180 138H181V137H180ZM202 138H203V136H202ZM250 138H251V137H250ZM252 138H253V137H252ZM260 138H261V137H260ZM262 138H264V137H262ZM262 138H261V139H262ZM4 139H5V138H4ZM7 139H8V138H7ZM11 139H12V138H11ZM21 139H22V137H21ZM32 139H35V138H32ZM54 139H56V138L54 137ZM54 139H53V140H54ZM82 139H83V138H82ZM124 139H125V138H124ZM142 139H143V138H142ZM144 139H145V138H144ZM144 139H143V141H144ZM171 139H172V138H171ZM182 139H183V138H182ZM199 139H200V138H199ZM199 139H198V140H199ZM225 139H226V138H225ZM24 140H25V139H24ZM24 140H23V141H24ZM40 140H41V139H39L38 141H40ZM42 140H44V139H42ZM59 140H60V139H59ZM59 140H57V141H58V144L61 145V143H63V142H60V143H59ZM70 140H71V139H70ZM92 140H93V139H92ZM133 140H134V139H133ZM135 140H136V138H135ZM175 140H176V139H175ZM249 140H250V139H249ZM9 141H10V140H9ZM36 141H37V140H36ZM62 141H63V140H62ZM81 141H82V140H81ZM100 141H101V139H100ZM117 141H118V140H117ZM126 141H127V140H126ZM176 141H177V140H176ZM178 141H179V140H178ZM187 141H188V140H187ZM193 141H194V140H193ZM201 141H202V140H201ZM240 141H241V140H240ZM255 141H256V140H255ZM258 141H259V140H258ZM258 141H257V142H258ZM17 142H19V141L17 140ZM17 142H15V143L17 144ZM24 142H25V141H24ZM24 142H23V144H22L23 146L26 144V143L24 144ZM42 142H43V141H42ZM50 142H54V141H50ZM66 142H67V141H66ZM73 142H74V141H73ZM75 142H76V141H75ZM88 142H89V141H88ZM109 142H110V141H109ZM109 142H108V143H109ZM124 142H125V141H124ZM141 142H142V141H141ZM174 142H175V141H174ZM243 142H244V141H243ZM253 142H254V140H253ZM257 142H256V143H257ZM12 143H13V142H12ZM44 143H45V142H44ZM44 143H43V144H44ZM46 143H47V141H46ZM46 143H45V144H46ZM64 143H65V142H64ZM77 143H78V142H77ZM95 143H96V142H95ZM108 143H107V144H108ZM130 143H131V142H130ZM135 143H136V142H135ZM143 143H144V142H142L141 144H143ZM157 143H158V142H157ZM175 143H176V142H175ZM209 143H210V142H209ZM246 143H247V142H246ZM8 144H9V143H8ZM19 144H20V143H19ZM34 144H35V143H34ZM50 144H51V143H50ZM80 144H81V143H80ZM118 144H119V143H118ZM125 144H126V143H125ZM150 144H151V143H150ZM229 144H230V143H229ZM235 144H236V143H235ZM253 144H254V143H253ZM1 145H2V144H1ZM36 145H37V143H36ZM38 145H39V144H38ZM40 145H41V141H40ZM60 145H57V149H58V150H59ZM63 145H64V144H63ZM78 145H79V144H78ZM102 145H103V144H102ZM130 145H131V144H130ZM130 145H129V146H130ZM144 145H145V144H144ZM163 145H164V144H163ZM172 145H173V144H172ZM231 145H232V144H231ZM254 145H255V144H254ZM3 146H4V145H3ZM6 146H8V145H6ZM33 146H34V145H33ZM41 146H42V145H41ZM47 146H49V144H48ZM65 146H66V144H65ZM67 146H68V145H67ZM104 146H105V145H104ZM104 146H103V148H104ZM114 146H115V145H114ZM116 146H117V145H116ZM116 146H115V147H116ZM126 146H127V145H126ZM145 146H146V145H145ZM145 146H144V147H145ZM155 146H156V145H155ZM199 146H200V145H199ZM229 146H230V145H229ZM249 146H250V145H249ZM25 147H27V146H25ZM37 147H39V146H37ZM42 147L45 148L46 146H42ZM49 147H50V146H49ZM52 147H54V146H52ZM61 147H62V146H61ZM61 147H60V148H61ZM79 147H80V145H79ZM105 147H106V146H105ZM109 147H111V146H109ZM124 147H125V146H124ZM127 147H128V146H127ZM153 147H154V146H153ZM169 147H170V146H169ZM178 147H179V146H178ZM180 147H181V146H180ZM242 147H243V146H242ZM13 148H14V147H13ZM13 148H12V149H13ZM19 148H20V147H19ZM21 148H22V147H21ZM29 148H30V147H29ZM29 148H28V149H29ZM33 148H34V147H33ZM46 148H47V147H46ZM55 148H56V147H54V149H55ZM111 148H112V147H111ZM147 148H148V147H147ZM188 148H189V147H188ZM210 148H211V146H210ZM243 148H244V147H243ZM1 149H3V148H1ZM8 149H9V148H8ZM15 149H16V148H15ZM25 149H26V148H24V150H25ZM28 149H27V150H28ZM31 149H32V148H31ZM38 149H39V148H38ZM57 149H56V150H57ZM62 149H63V148H62ZM67 149H69V146H68ZM71 149H73V148H71ZM83 149H84V148H83ZM91 149H92V148H91ZM94 149H95V146H94ZM105 149H106V148H105ZM116 149H117V148H116ZM121 149H122V148H120V151H121ZM130 149H131V147H130ZM173 149H174V148H173ZM184 149H185V147H184ZM193 149H194V148H193ZM212 149H213V147H212ZM228 149H229V148H228ZM228 149H227V150H228ZM249 149H250V148H249ZM256 149H257V148H256ZM20 150H21V149H20ZM36 150H37V149H36ZM36 150H35V151H36ZM39 150H40V149H39ZM51 150H52V149H51ZM60 150H61V149H60ZM73 150H75V148H74ZM80 150H81V149H80ZM92 150H93V149H92ZM95 150H96V149H95ZM125 150H126V147H125ZM132 150H133V148L131 149V152H132ZM149 150H150V149H149ZM158 150H159V149H157V151H158ZM167 150H168V149H167ZM169 150H170V148H169ZM175 150H176V149H175ZM178 150H179V149H178ZM181 150H182V149H181ZM3 151H4V150H3ZM11 151H12V150H11ZM16 151H17V150H16ZM25 151H26V150H25ZM29 151H31V150H29ZM69 151L71 152L72 150H69ZM133 151H134V150H133ZM155 151H156V150H155ZM186 151H187V150H186ZM18 152H19V151H18ZM23 152H24V151H23ZM23 152H21V153H23ZM27 152H28V151H27ZM32 152H33V150H32ZM52 152H54V151H52ZM60 152H61V151H60ZM70 152H69V154H71ZM74 152H75V151H74ZM83 152H84V151H83ZM93 152H94V150H93ZM99 152H100V151H99ZM99 152H98V153H99ZM111 152H112V151H111ZM113 152H114V151H113ZM122 152H123V151H122ZM145 152H146V151H145ZM165 152H166V151H165ZM176 152H177V151H176ZM176 152H175V153H176ZM196 152H197V151H196ZM206 152H207V150H206ZM227 152H228V151H227ZM7 153H8V152H7ZM37 153H38V150H37ZM43 153L45 154V152H43ZM55 153H56V152H55ZM77 153H78V152H77ZM100 153H101V152H100ZM106 153H107V152H106ZM133 153H134V152H133ZM170 153H171V152H170ZM259 153H260V152H259ZM11 154H12V153H11ZM18 154H19V153H18ZM24 154H25V153H24ZM39 154H40V151H39ZM67 154H68V153H67ZM73 154H74V153H73ZM73 154H72V155H73ZM115 154H116V153H115ZM115 154H114V155H115ZM117 154H119V153H117ZM142 154H143V153H142ZM150 154H151V153H150ZM166 154H167V153H166ZM172 154H173V152H172ZM172 154H171V155H172ZM180 154H181V153H180ZM242 154H243V153H242ZM242 154H241V155H242ZM1 155H2V154H1ZM26 155H27V154H26ZM35 155L37 156V154H35ZM40 155H41V154H40ZM45 155H46V154H45ZM49 155H50V154H49ZM52 155H53V153H52ZM54 155H55V154H54ZM54 155H53V156H54ZM65 155H66V154H65ZM75 155H76V154H75ZM109 155H110V154H109ZM121 155H122V154H121ZM125 155H126V154H125ZM137 155H138V154H137ZM140 155H141V154H140ZM188 155H190V154H188ZM188 155H187V157H188ZM256 155H257V154H256ZM3 156H4V154H3ZM6 156H7V155H6ZM17 156H18V155H17ZM46 156H47V155H46ZM46 156H45V157H46ZM57 156H58V155H57ZM67 156H68V155H67ZM77 156H78V155H77ZM83 156H84V155H83ZM85 156H86V155H85ZM154 156H155V155H154ZM167 156H170V154L167 155ZM167 156H166V157H167ZM238 156H239V155H238ZM1 157H2V156H1ZM22 157H23V156H22ZM27 157H28V156H27ZM87 157H88V155H87ZM89 157H90V156H89ZM103 157H104V156H103ZM103 157L101 156V158H103ZM126 157H127V156H126ZM133 157H134V156H133ZM160 157H161V156H160ZM164 157H165V156H164ZM164 157H163V159H164ZM170 157H171V156H170ZM170 157H169V158H170ZM173 157H174V156H173ZM179 157H180V156H179ZM183 157H184V156H183ZM195 157H196V156H195ZM245 157H246V156H245ZM7 158H8V157H7ZM19 158H20V157H19ZM33 158H34V154H33ZM40 158H41V157H40ZM48 158H49V157H48ZM50 158H51V157H50ZM57 158H59V157H57ZM83 158H84V157H83ZM130 158H131V157H130ZM137 158H138V157H137ZM140 158H141V157H140ZM149 158H150V157H149ZM154 158H155V157H154ZM161 158H162V157H161ZM169 158H168V159H169ZM174 158H175V157H174ZM14 159H15V158H14ZM24 159H25V158H24ZM60 159H61V158H60ZM67 159H68V158H67ZM93 159H94V158H93ZM93 159H92V157H91V160H93ZM95 159L97 160V158H95ZM104 159H106V157H105ZM143 159H144V158H143ZM157 159H158V158H157ZM159 159H160V158H159ZM192 159H193V158H192ZM6 160H7V159H6ZM8 160H9V159H8ZM10 160H11V159H10ZM19 160H20V159H19ZM45 160H46V159H45ZM57 160H58V159H57ZM87 160H88V158H87ZM87 160H86V161H87ZM107 160H108V159H107ZM111 160H112V159H111ZM148 160H149V159H148ZM179 160H180V159H179ZM193 160H194V159H193ZM193 160H192V161H193ZM202 160H203V159H202ZM205 160H206V159H205ZM209 160H210V159H209ZM26 161H27V158H26ZM39 161H40V160H39ZM51 161H52V160H51ZM81 161H82V160H81ZM93 161H95V160H93ZM93 161H92V162H93ZM116 161H117V160H116ZM118 161H119V160H118ZM121 161H122V160H121ZM128 161H130V160H128ZM132 161H133V160H132ZM138 161H139V160H138ZM142 161H143V160H142ZM145 161H147V160H145ZM152 161H153V160H152ZM164 161H166V160H164ZM167 161H168V160H167ZM172 161H173V160H172ZM181 161H182V160H181ZM212 161H213V159H212ZM218 161H219V160H218ZM227 161H229V159H228ZM246 161H247V160H246ZM262 161H264V160H262ZM262 161H261V162H262ZM9 162H10V161H9ZM14 162H15V160H14ZM35 162H36V161H35ZM46 162H47V161H46ZM63 162H64V161H63ZM83 162H84V161H83ZM108 162H109V161H108ZM108 162H107V163H108ZM133 162H134V161H133ZM170 162H171V161H170ZM175 162H177V161H175ZM185 162H186V160H185ZM185 162H184V166H185ZM208 162H209V161H208ZM7 163H8V162H7ZM10 163H11V162H10ZM20 163H21V161H20ZM24 163H25V162H24ZM42 163H43V162H42ZM49 163H50V161H49ZM49 163H48V164H49ZM65 163H66V162H64L63 164H65ZM103 163H104V161H103ZM148 163H149V162H148ZM168 163H169V162H168ZM173 163H174V162H173ZM186 163H187V162H186ZM192 163H194V162H192ZM206 163H207V162H206ZM250 163H251V162H250ZM253 163H254V162H253ZM31 164H32V163H31ZM34 164H35V163H34ZM46 164H47V163H46ZM55 164H57V163H55ZM58 164H62V163L60 162V163H58ZM58 164H57V166H58ZM66 164L69 165L68 163H66ZM82 164H83V163H82ZM93 164H94V163H92V165H93ZM105 164H106V163H105ZM115 164H117V163H115ZM146 164H147V163H146ZM162 164H163V163H162ZM176 164H177V163H176ZM218 164H219V163H218ZM246 164H247V163H246ZM2 165H3V164H2ZM4 165H5V164H4ZM4 165H3V166H4ZM7 165H8V164H7ZM13 165H14V164H13ZM52 165H53V164H52ZM52 165H51V166H52ZM98 165H99V164H98ZM103 165H104V164H103ZM129 165H130V164H129ZM132 165H133V164H132ZM173 165H174V164H173ZM179 165H180V164H179ZM198 165H199V164H198ZM202 165H203V164H202ZM205 165H206V164H205ZM256 165H257V164H256ZM3 166H2V167H3ZM19 166H20V165H19ZM23 166H24V165H23ZM31 166H32V165H31ZM40 166H41V165H40ZM44 166H46V165H44ZM57 166L55 165L54 168H57ZM63 166H64V165H63ZM79 166H80V165H79ZM118 166H119V165H118ZM134 166H135V165H134ZM149 166H150V165H149ZM152 166H153V165H152ZM160 166H161V165H160ZM176 166H177V165H176ZM206 166H207V165H206ZM247 166H248V165H247ZM253 166H254V165H253ZM260 166H261V165H260ZM9 167H10V166H8L7 168H9ZM12 167H13V166H12ZM58 167H59V166H58ZM84 167H85V166H84ZM99 167H100V166H99ZM136 167H137V166H136ZM136 167H135V168H136ZM142 167H143V166H142ZM147 167H148V166H147ZM197 167H198V166H197ZM197 167H196V168H197ZM224 167H225V166H224ZM229 167H230V166H228V169H229ZM257 167L259 168V166H257ZM35 168H36V167H35ZM38 168H39V167H38ZM65 168H67V167H65ZM103 168H104V167H103ZM113 168H114V167H113ZM113 168H112V169H113ZM115 168H116V165H115ZM120 168H121V167H120ZM123 168H124V167H123ZM133 168H134V167H133ZM144 168H146V167H144ZM152 168H153V167H152ZM164 168H165V167H164ZM179 168H180V167H179ZM179 168H178V169H179ZM186 168H187V167H186ZM190 168H191V167H190ZM0 169H1V168H0ZM3 169H4V168H3ZM18 169H19V168H18ZM43 169H44V168H43ZM49 169H50V168H49ZM52 169H53V168H52ZM87 169H88V168H87ZM94 169H95V168H94ZM100 169H101V168H100ZM139 169H140V167H139ZM146 169H147V168H146ZM155 169H156V168H154V170H155ZM184 169H185V168H184ZM203 169L205 170V168H203ZM220 169H221V168H220ZM226 169H227V168H226ZM239 169H240V168H239ZM244 169H245V168H244ZM11 170H12V168H11ZM25 170H26V169H25ZM41 170H42V169H41ZM44 170H45V169H44ZM55 170H56V169H55ZM58 170H60V171H58ZM66 170H67V169H66ZM83 170H84V168H83ZM119 170H120V169H119ZM122 170H124V169H122ZM133 170H135V169H133ZM148 170H149V169H148ZM186 170H187V169H186ZM186 170H185V171H186ZM216 170H218V169H216ZM255 170H256V169H255ZM3 171H4V170H3ZM27 171H28V170H27ZM29 171L31 172V170H29ZM32 171H33V169H32ZM46 171H47V169H46ZM93 171H94V170H93ZM93 171L91 172V175H90V176H92V175L95 176L96 173L94 172V173H95V174H94ZM100 171H101V170H100ZM131 171H132V170H131ZM189 171H190V170H189ZM209 171H210V170H209ZM228 171H229V170H228ZM231 171H232V170H231ZM256 171H257V170H256ZM23 172H24V171H23ZM38 172H39V171H38ZM49 172L52 173L51 171H49ZM56 172H58V173L61 172V169L58 168ZM56 172L54 173V171H53V174H54L55 176H56ZM66 172H67V171H66ZM75 172H76V171H75ZM81 172H82V171H81ZM88 172H89V171H88ZM96 172H97V171H96ZM109 172H110V171H109ZM118 172H119V171H118ZM138 172H139V171H138ZM147 172H148V171H147ZM217 172H218V171H217ZM1 173H2V171H1ZM1 173H0V174H1ZM9 173H10V172H9ZM32 173H36V172H32ZM32 173H30V174H32ZM44 173H45V172H44ZM44 173H43V174H44ZM69 173H70V172H69ZM73 173H74V172H73ZM73 173H72V174H73ZM84 173H87V172H84ZM92 173H93V174H92ZM98 173H99V172H98ZM150 173L152 174V171H151ZM160 173H161V172H160ZM165 173H167V172H165ZM178 173H180V172H178ZM181 173H182V172H181ZM181 173H180V174H181ZM186 173H187V172H186ZM193 173H194V172H193ZM228 173H229V172H228ZM246 173H247V172H246ZM249 173H250V172H249ZM3 174H4V172H3ZM10 174H11V173H10ZM62 174H64V173H61V175H62ZM107 174H108V173H107ZM114 174H115V173H114ZM167 174H168V173H167ZM175 174H176V173H175ZM187 174H188V173H187ZM225 174H226V173H225ZM6 175H7V174H6ZM17 175H18V174H17ZM39 175L41 176V174H39ZM59 175H60V173H59ZM59 175H58V176H59ZM65 175H66V174H65ZM65 175H64V176H65ZM82 175H83V174H82ZM84 175H85V174H84ZM112 175H113V174H112ZM135 175H137V174L135 173ZM142 175H143V174H142ZM192 175H193V174H192ZM209 175H210V174H209ZM222 175H223V174H222ZM222 175H221V176H222ZM9 176H10V175H9ZM22 176H23V175H22ZM25 176H26V174H25ZM29 176H30V175H29ZM47 176H48V175H47ZM58 176H57V178H58ZM74 176H75V175H74ZM76 176H77V175H76ZM85 176H86V175H85ZM90 176H89V177H90ZM117 176H118V175H117ZM117 176H116V177H117ZM127 176H129V174H128ZM138 176H140V173L138 174ZM143 176H144V175H143ZM153 176H154V175H153ZM167 176H168V175H167ZM239 176H240V174H239ZM241 176H242V175H241ZM245 176H246V175H245ZM15 177H16V175H15ZM15 177H12V179H14ZM37 177H38V176H37ZM37 177H35V178H37ZM42 177H43V176H42ZM52 177H53V176H52ZM61 177H62V176H61ZM92 177H93V176H92ZM92 177H91V178H92ZM96 177H99V176H95L94 178H96ZM105 177H106V176H105ZM140 177H141V176H140ZM170 177H171V175H170ZM197 177H198V176H197ZM211 177H212V176H211ZM259 177H260V176H259ZM1 178H2V177H1ZM3 178H4V176H3ZM18 178H19V177H18ZM18 178H17V180H18ZM22 178H24V176H23ZM27 178H28V177H27ZM50 178H51V177H50ZM70 178H71V176H70ZM70 178H69V179H70ZM137 178H139V177H137ZM143 178H144V177H143ZM166 178H167V177H166ZM171 178H172V177H171ZM234 178H235V177H234ZM251 178H252V177H251ZM257 178H258V177H257ZM24 179H25V178H24ZM29 179H30V178H29ZM38 179H39V178H38ZM38 179H36V180H38ZM62 179H63V178H62ZM66 179H67V178H66ZM76 179H77V178H76ZM83 179H84V178H83ZM85 179H86V180H88V179L91 180L90 178H88V179L85 178ZM134 179H135V178H134ZM134 179H133V180H134ZM144 179H145V178H144ZM168 179H170L169 176H168ZM174 179H175V178H174ZM174 179L172 178V180H174ZM184 179H185V178H184ZM201 179H202V178H201ZM208 179H209V178H208ZM211 179H212V178H211ZM4 180H5V179H4ZM9 180H10V179H9ZM44 180H45V179H44ZM48 180H49V178H48ZM55 180H56V178H55ZM55 180H54V181H55ZM59 180H61V179L59 178ZM94 180H95V179H94ZM94 180H93V181H94ZM99 180H100V179H99ZM101 180H102V179H101ZM101 180H100L99 182H101ZM131 180H132V179H131ZM140 180H141V179H140ZM140 180H138V181H140ZM145 180H146V179H145ZM148 180H149V179H148ZM148 180H147V181H148ZM185 180H186V179H185ZM209 180H210V179H209ZM209 180H207V181H209ZM220 180H221V179H220ZM253 180H254V179H253ZM15 181H16V180H15ZM19 181L21 182V180H19ZM27 181H28V180H27ZM31 181H32V180H31ZM38 181H39V180H38ZM50 181H51V180H50ZM54 181H53V182H54ZM56 181H58V179H57ZM81 181H82V180H81ZM81 181H80V182H81ZM103 181H104V180H103ZM106 181H107V180H106ZM108 181H109V180H108ZM111 181H112V180H111ZM127 181H128V180H127ZM134 181H135V180H134ZM147 181H146V182H147ZM149 181H150V180H149ZM162 181H163V180H162ZM165 181H166V180H165ZM167 181H168V180H167ZM186 181H187V180H186ZM201 181H203V180H201ZM257 181H258V180H257ZM22 182H23V180H22ZM39 182H40V181H39ZM43 182H45V181H43ZM53 182H52V184H53ZM60 182H61V181H60ZM73 182H75V181H73ZM83 182H84V181H83ZM97 182H98V181H97ZM109 182H110V181H109ZM118 182H119V179H118ZM125 182H126V181H125ZM135 182H136V181H135ZM12 183H13V182H12ZM18 183H19V182H17V184H18ZM30 183H31V182H30ZM48 183H49V182H48ZM50 183H51V182H50ZM54 183H55V182H54ZM58 183H59V182H58ZM62 183H63V180H62ZM62 183H61V184H62ZM66 183H67V182H66ZM66 183H65V184H66ZM110 183H111V182H110ZM136 183H137V182H136ZM150 183H151V181H150ZM164 183H166V182H164ZM174 183H175V180H174ZM181 183H182V182H181ZM218 183H219V182H218ZM229 183H230V182H229ZM237 183H238V182H237ZM243 183H244V182H243ZM257 183H258V182H257ZM260 183H261V182H260ZM15 184H16V183H15ZM21 184H22V186H23V183H21ZM34 184H35V183H34ZM52 184H51V185H52ZM65 184H64V185H65ZM81 184H83V183H81ZM86 184H87V183H86ZM93 184H94V183H93ZM100 184H101V183H100ZM103 184H104V183H103ZM105 184H107V182H106ZM125 184H126V183H125ZM131 184H132V181H131ZM137 184H138V183H137ZM166 184H167V183H166ZM208 184H209V183H208ZM2 185H3V184H2ZM12 185H13V184H12ZM32 185H33V184H32ZM37 185H38V187H39V184H37ZM42 185H43V184H42ZM91 185H92V184H91ZM109 185H111V184H109ZM133 185L135 186L134 183H133ZM138 185H139V184H138ZM145 185H146V184H145ZM147 185H148V184H147ZM147 185H146V187H147ZM156 185H158V184H156ZM164 185H165V184H164ZM171 185H172V184H171ZM178 185H179V184H178ZM180 185H181V184H180ZM199 185H200V184H199ZM202 185H203V184H202ZM222 185H223V184H222ZM16 186H18V185H16ZM19 186H20V185H19ZM45 186H48V185L45 184ZM54 186H55V185H54ZM67 186H68V185H67ZM67 186H66V187H67ZM69 186H71V185H70V181H69ZM95 186H96V185H95ZM107 186H108V185H107ZM107 186H106V187H107ZM136 186H137V185H136ZM136 186H135V187H136ZM161 186H162V184H161ZM174 186H175V185H174ZM188 186H189V185H188ZM30 187H31V186H30ZM35 187H37V186L35 185ZM35 187H34V188H35ZM59 187H60V185H59ZM71 187H72V186H71ZM71 187H70V188H71ZM84 187H85V186H84ZM86 187H88V186H86ZM104 187H105V186H104ZM129 187H130V186H129ZM152 187H153V186H152ZM2 188H4V187H2ZM6 188H7V187H6ZM16 188H17V187H16ZM40 188H41V186H40ZM51 188H52V187H51ZM55 188H56V186H55ZM61 188H62V186H61ZM76 188H77V186H76ZM79 188H80V187H79ZM79 188H78V189H79ZM98 188H99V187H98ZM108 188H109V187H108ZM114 188H115V186H114ZM125 188H126V186H125ZM147 188H148V187H147ZM158 188H160V185L158 186ZM163 188H164V187H163ZM172 188H173V187H172ZM172 188H171V189H172ZM196 188H197V187H195V190H197ZM222 188H223V187H222ZM222 188H221V189H222ZM250 188H251V187H250ZM22 189H23V188H22ZM22 189H21V190H22ZM25 189L28 190V189H30V188L28 187V188H25ZM36 189H38V188H36ZM43 189H45V188H43ZM46 189H47V188H46ZM56 189H57V188H56ZM62 189H63V188H62ZM67 189H68V187H67ZM83 189H86V188H83ZM87 189H88V188H87ZM95 189H97V188H95ZM109 189L111 190V188H109ZM137 189H138V188H137ZM143 189H144V188H143ZM169 189H170V188H169ZM171 189H170V190H171ZM185 189H186V188H185ZM185 189H184V191H185ZM193 189H194V188H193ZM207 189H208V188H207ZM257 189H258V188H257ZM0 190H3V189H0ZM31 190H32V189H31ZM49 190H50V189H49ZM49 190H48V191H49ZM74 190H75V188H74ZM90 190H91V189H90ZM104 190H105V189H104ZM106 190H107V189H106ZM119 190H120V188H119ZM129 190L132 191V189H129ZM153 190H155V188H154ZM159 190H160V189H159ZM170 190H169V192H168V195H169V193H170ZM181 190H182V189H181ZM228 190H229V189H228ZM17 191H18V190H17ZM24 191H26V190H24ZM24 191H23V192H24ZM29 191H30V190H29ZM29 191H28V192H29ZM35 191H36V190H35ZM35 191H33V192H35ZM43 191H44V190H43ZM48 191L46 190V192H48ZM53 191H54V190H53ZM59 191H60V190H59ZM65 191L69 193L71 190H70V191L65 190ZM76 191L79 192V190H76ZM86 191H87V190H86ZM92 191H93V190H92ZM108 191H109V190H108ZM147 191H148V190H147ZM193 191H194V190H193ZM234 191H236V190H234ZM238 191H239V190H238ZM20 192H22V191H20ZM56 192H58V191H56ZM96 192H97V191H96ZM104 192H105V191H104ZM115 192H116V191H115ZM162 192H163V191H162ZM205 192H206V191H205ZM254 192H255V191H254ZM1 193H2V192H1ZM37 193H39L38 190H37ZM52 193H53V192H52ZM58 193H59V192H58ZM86 193H87V192H86ZM118 193H119V192H118ZM122 193H123V192H122ZM129 193H130V191H129ZM138 193H139V192H138ZM150 193H151V192H150ZM150 193H149V194H150ZM159 193H160V192H159ZM182 193H183V192H182ZM202 193H203V192H202ZM228 193H229V192H228ZM228 193H227V194H228ZM234 193H235V192H234ZM261 193H262V192H261ZM16 194H17V193H16ZM26 194H27V193H26ZM40 194H41V193H40ZM40 194H39L38 196H40ZM53 194H54V193H53ZM70 194H71V192H70ZM74 194H75V193H74ZM77 194H78V193H77ZM108 194H109V193H108ZM110 194H111V193H110ZM126 194H127V193H126ZM135 194L137 195V191H136ZM140 194H141V193H140ZM146 194H147V192H146ZM179 194H180V193H179ZM206 194H207V193H206ZM217 194H218V193H217ZM2 195H3V193H2ZM2 195H0V196H2ZM24 195H25V194H24ZM44 195H46V194L43 192V196H44ZM58 195H59V194H58ZM96 195H97V194H96ZM103 195H104V194H103ZM106 195H107V194H106ZM133 195H134V194H133ZM165 195H166V194H165ZM204 195H205V194H204ZM232 195H233V194H232ZM261 195H262V194H261ZM14 196H15V195H14ZM20 196H21V194H20ZM20 196H19V197H20ZM30 196H32L31 193H30ZM61 196H62V195H61ZM68 196H69V195H68ZM77 196H78V195H77ZM166 196H167V195H166ZM200 196H201V195H200ZM218 196H219V195H218ZM227 196H228V195H227ZM234 196H235V195H234ZM6 197H7V196H6ZM21 197H22V196H21ZM33 197H34V196H33ZM46 197H47V198H45L44 203H46V202H47L46 200H47L48 198H50V197H48V196H46ZM65 197H66V196H65ZM86 197H87V196H86ZM92 197H94V196L92 195ZM144 197H145V196H144ZM151 197H152V196H151ZM151 197H150V198H151ZM203 197H204V196H203ZM1 198H3V197H1ZM14 198H15V197H14ZM29 198H31V197H29ZM34 198H35V197H34ZM40 198H41V196L39 197V199H40ZM53 198H54V197H53ZM68 198H69V197H68ZM68 198H65V199L67 200ZM115 198H116V197H115ZM118 198H119V197H118ZM122 198H123V197H122ZM227 198H228V197H227ZM253 198H254V197H253ZM258 198H259V197H258ZM10 199H11V197H10ZM21 199H22V198H21ZM21 199L19 200V202L21 201ZM31 199H32V198H31ZM35 199L37 200V198H35ZM35 199H34V200H35ZM42 199H43V198H42ZM57 199H58V198H57ZM57 199H56V200H57ZM63 199H64V196H63ZM63 199H62V200H63ZM83 199H84V198H83ZM87 199H88V198H87ZM87 199H86V201H87ZM95 199H97V198H95ZM127 199H128V198H127ZM127 199H125V200H127ZM142 199H143V198H142ZM200 199H201V198H200ZM202 199H203V198H202ZM233 199H234V198H233ZM248 199H249V197H248ZM248 199H247V200H248ZM262 199H264V198H262ZM12 200H13V199H12ZM23 200H25V199L23 198ZM43 200H44V199H43ZM53 200H55V199H53ZM58 200H59V199H58ZM77 200H78V199H77ZM77 200H76V201H77ZM79 200H81V199H79ZM108 200H109V198H108ZM0 201H1V200H0ZM31 201H32V200H31ZM49 201H50V200H49ZM49 201H48V202H49ZM51 201H52V200H51ZM63 201H65V200H63ZM63 201H62V202H63ZM71 201H72V199H71ZM93 201H94V199H93ZM114 201H115V200H114ZM150 201H151V200H150ZM234 201H235V200H234ZM238 201H239V200H238ZM12 202H15V201H12ZM28 202H29V200H28ZM52 202H53V201H52ZM59 202H61V201H59ZM59 202L57 203V202L55 201V203H57V204H59ZM129 202H130V201H129ZM129 202H128V203H129ZM131 202H132V201H131ZM135 202H136V201H135ZM142 202H143V201H142ZM179 202H180V201H179ZM179 202H178V203H179ZM195 202H196V201H195ZM260 202H264V201H260ZM16 203H17V202H16ZM30 203H31V202H30ZM65 203H66V202H65ZM73 203H75V202H73ZM78 203H79V202H78ZM85 203H86V202H85ZM92 203H93V202H92ZM115 203H117V202L115 201ZM147 203H148V202H147ZM178 203H177V204H178ZM253 203H254V202H253ZM21 204H23V203H21ZM31 204H32V203H31ZM34 204H35V202H34ZM46 204H47V203H46ZM57 204H55V205H57ZM60 204H61V203H60ZM66 204H68V203H66ZM75 204H76V203H75ZM89 204H90V203H89ZM102 204H103V201H102ZM112 204H113V203H112ZM130 204H131V203H130ZM135 204H136V203H135ZM135 204H134V205H135ZM143 204H144V203H143ZM169 204H170V203H169ZM194 204H195V203H194ZM205 204H206V203H205ZM0 205H1V202H0ZM37 205H38V203H36V206H37ZM41 205H42V204H41ZM43 205L45 206V204H43ZM52 205H53V204H52ZM80 205H81V207H82V204H80ZM85 205H86V204H85ZM96 205H97V203L95 204V206H96ZM104 205H105V204H104ZM104 205H103V206H104ZM117 205H118V204H117ZM136 205H137V204H136ZM141 205H142V204H141ZM150 205H151V204H148V206H150ZM206 205H207V204H206ZM250 205H251V204H250ZM22 206H23V205H22ZM34 206H35V205H34ZM44 206H39V207H44ZM48 206H49V205H47V207H48ZM62 206H64V205H62ZM74 206H75V205H74ZM78 206H79V204H78ZM91 206H92V205L90 204L89 207H91ZM107 206H108V205H107ZM122 206H123V205H122ZM25 207H26V206H25ZM37 207H38V206H37ZM39 207H38V208H39ZM53 207H54V206H53ZM53 207H49V208L52 209ZM56 207H57V206H56ZM59 207H60V205H59ZM92 207H93V206H92ZM108 207H109V206H108ZM120 207H121V206H120ZM140 207H141V206H140ZM172 207H173V206H172ZM178 207H179V206H178ZM220 207H221V206H220ZM223 207H224V206H223ZM236 207H237V205H236ZM251 207H252V206H251ZM254 207H255V206H254ZM257 207H258V206H257ZM260 207H261V206H260ZM0 208H1V207H0ZM2 208H3V207H2ZM7 208H8V207H7ZM15 208H16V207H15ZM45 208H46V206H45ZM94 208H95V207H94ZM102 208H103V207H102ZM110 208H111V207H110ZM110 208H109V210H110ZM134 208H136V207H134ZM134 208H133V210H134ZM138 208H139V207H138ZM147 208H148V207H147ZM169 208H170V207H169ZM191 208H192V207H191ZM197 208H198V207H197ZM208 208H209V207H208ZM22 209H23V208H22ZM30 209H31V208H30ZM43 209H44V208H43ZM43 209H41L40 212H41ZM60 209H61V208H60ZM67 209H68V206H67ZM70 209H71V208H70ZM76 209H77V208H76ZM81 209H82V208H81ZM85 209H86V212L88 213L89 211H87V209H89V208H85ZM85 209H84V211H85ZM103 209H104V208H103ZM112 209H113V208H112ZM120 209H122V208H120ZM125 209H126V208H125ZM125 209H124V210H125ZM127 209L129 210V208H127ZM130 209H131V206H130ZM144 209H145V208H144ZM144 209H143V210H144ZM154 209H155V208H154ZM154 209H153V210H154ZM170 209H171V208H170ZM180 209H181V208H180ZM182 209H183V208H182ZM231 209H232V208H231ZM10 210H11V209H10ZM13 210H14V209H13ZM25 210H26V209H25ZM32 210H34V209H32ZM32 210H31V211H32ZM44 210H46V209H44ZM54 210H55V209H54ZM58 210H59V209H58ZM82 210H83V209H82ZM82 210H80L79 212H81ZM93 210H95V209H92V214H91V215H94ZM98 210H99V209H98ZM98 210H97V212H98ZM122 210H123V209H122ZM131 210H132V209H131ZM153 210H152V211H153ZM191 210H192V209H191ZM193 210H194V209H193ZM193 210H192V211H193ZM199 210H200V209H199ZM202 210H203V207H202ZM224 210H225V208L223 209V212H224ZM14 211H15V210H14ZM16 211H17V210H16ZM16 211H15V212H16ZM18 211H19V210H18ZM29 211H30V210H29ZM34 211H35V210H34ZM36 211H38V210H36ZM36 211H35V212H36ZM46 211H47V210H46ZM72 211H74V210H72ZM105 211H106V210H105ZM120 211H121V210H120ZM137 211H139V210H136V212H137ZM140 211H141V210H140ZM157 211H158V210H157ZM169 211H170V210H169ZM248 211H249V210H248ZM253 211H254V210H253ZM11 212H13V211H11ZM15 212H14V214H15ZM21 212H22V211H21ZM25 212L27 213V211H25ZM52 212H53V210H52ZM95 212H96V211H95ZM97 212H96V213H97ZM107 212H109V211H107ZM107 212H106V213H107ZM117 212H118V211H117ZM128 212H129V211H128ZM132 212H133V211H132ZM132 212H131V213H132ZM148 212H149V211H148ZM158 212H159V211H158ZM199 212L202 213V211H199ZM255 212H257V211H255ZM26 213H25V214H26ZM33 213H34V212H33ZM37 213H38V212H36V214H37ZM49 213H50V212H49ZM69 213H70V212H69ZM90 213H91V211H90ZM99 213H100V212H99ZM125 213H126V211H125ZM129 213H130V212H129ZM131 213H130V215H131ZM134 213H135V212H134ZM139 213H140V212H139ZM142 213H143V212H142ZM191 213H192V212H191ZM216 213H218V212H216ZM225 213H226V212H225ZM258 213H259V212H258ZM36 214H35V216H36ZM39 214H40V213H39ZM54 214H55V213H54ZM81 214L83 215V213H81ZM81 214H80V216H81ZM114 214H115V213H114ZM145 214H147V213H145ZM145 214H144V216H145ZM161 214H162V213H161ZM169 214H170V213H169ZM181 214H182V213H181ZM183 214H184V213H183ZM183 214H182V215H183ZM203 214H204V213H203ZM249 214H250V213H249ZM260 214H262V213H260ZM10 215H11V214H10ZM17 215H18V214H17ZM22 215H24V214H22ZM30 215H31V214H30ZM30 215H29V216H30ZM42 215H43V213L41 214V216H42ZM59 215H60V213H59ZM87 215H89V214H87ZM91 215H89V216L91 217ZM101 215H103V214H101ZM109 215H110V214H109ZM122 215H123V214H122ZM125 215H126V214H125ZM191 215H192V214H191ZM217 215H219V214H217ZM252 215H254V214H252ZM255 215H256V214H255ZM262 215H264V214H262ZM18 216H19V215H18ZM18 216H17L16 219H14V221L17 220V219L19 218ZM39 216H40V215H39ZM50 216H51V215H50ZM56 216H57V214H56ZM85 216H86V215H85ZM97 216H98V215H97ZM111 216H112V215H111ZM126 216H127V215H126ZM20 217H21V215H20ZM37 217H38V216H36V218H37ZM42 217H43V216H42ZM59 217H60V216H59ZM82 217H83V216H82ZM82 217H81L80 219H82ZM90 217H86V219H87V218L90 219ZM92 217H94V216H92ZM130 217H131V216H130ZM167 217H168V216H167ZM231 217H233V215H232ZM27 218H28V217H27ZM32 218H33V217H32ZM38 218H39V217H38ZM40 218H41V217H40ZM50 218H51V217H50ZM50 218H49V219H50ZM57 218H58V217H57ZM57 218H56V219L54 218V220H57ZM65 218H66V217H65ZM84 218H85V217H84ZM84 218H83V219H84ZM103 218H105V217L103 216ZM111 218H112V217H111ZM124 218H128V217H125V216H124L123 219H124ZM133 218H134V217H133ZM143 218H144V217H143ZM175 218H176V217H175ZM246 218H247V217H246ZM250 218L252 219V217H250ZM260 218H261V217H260ZM20 219H21V218H20ZM24 219H25V218H24ZM34 219H35V218H34ZM46 219H47V217H46ZM83 219H82V220H83ZM86 219H85V220H86ZM108 219H109V218H108ZM112 219H114V218H112ZM117 219H118V218H117ZM150 219H151V218H150ZM154 219H155V218H154ZM176 219H177V218H176ZM221 219H222V218H221ZM239 219H240V218H239ZM239 219H238V220H239ZM12 220H13V219H12ZM18 220H19V219H18ZM39 220H40V219H39ZM60 220H61V219H60ZM82 220H81V221H82ZM98 220H99V219H98ZM101 220H102V219H101ZM114 220H115V219H114ZM121 220H122V219H121ZM128 220H129V218H128ZM143 220H144V219H143ZM163 220H164V219H163ZM184 220H185V219H184ZM209 220H210V219H209ZM215 220H216V219H215ZM236 220H237V219H236ZM244 220H245V219H244ZM247 220H248V219H247ZM31 221H32V220H30V223L33 222V221H32V222H31ZM36 221H37V220H36ZM44 221H45V220H44ZM87 221H88V220H87ZM92 221H93V220H92ZM105 221H107V220H105ZM122 221H123V220H122ZM126 221H127V219H126ZM130 221H131V220H130ZM130 221H129V223L131 224ZM146 221H147V220H146ZM173 221H174V220H173ZM179 221H181V220H179ZM212 221H213V220H212ZM225 221H226V220H225ZM7 222H8V221H7ZM15 222H17V221H15ZM24 222H25V221H24ZM28 222H29V221H28ZM34 222H35V221H34ZM39 222H41V221H39ZM46 222H47V221H46ZM55 222H57V221H55ZM61 222H62V221H60V223H61ZM64 222H65V221H64ZM96 222H97V221H96ZM96 222H95V223H96ZM101 222H102V221H101ZM107 222H108V221H107ZM116 222H117V221H116ZM141 222H142V221H141ZM171 222H172V221H171ZM177 222H178V221H177ZM209 222H210V221H209ZM247 222H248V221H247ZM9 223H10V222H9ZM22 223H23V222H22ZM26 223H27V220H26ZM26 223H25V224H26ZM35 223H36L35 226H37V222H35ZM35 223H34V224H35ZM42 223H43V222H42ZM51 223H52V222H51ZM70 223H71V222H70ZM82 223H83V222H82ZM87 223H88V222H87ZM90 223H91V222H90ZM122 223H123V222H122ZM124 223H125V222H124ZM124 223H123V225H124ZM134 223H135V222H134ZM169 223H170V222H169ZM173 223H174V222H173ZM201 223H202V221H201ZM201 223H199V224H201ZM17 224H18V223H17ZM28 224H29V223H28ZM62 224H63V223H62ZM74 224H75V222H74ZM74 224H73V226H75ZM77 224H78V222H77ZM77 224H76V227L78 228L79 226H77ZM80 224H81V222H80ZM98 224H99V223H98ZM105 224H107V223H105ZM105 224H104V225H105ZM137 224H140V223H137ZM145 224H146V223H145ZM151 224H152V222H151ZM151 224H149V225H151ZM186 224H188V222H187ZM193 224H194V223H193ZM199 224H198V225H199ZM216 224H217V223H216ZM229 224H230V223H229ZM2 225H3V224H2ZM13 225H14V224H13ZM41 225H42V224H41ZM47 225H48V224H47ZM47 225H46V227H47ZM53 225H54V224H53ZM53 225H52V226H53ZM56 225H57V224H56ZM56 225H55V226H56ZM63 225H64V224H63ZM71 225H72V223H71ZM104 225H103V226H104ZM108 225H109V224H108ZM108 225H107V226H108ZM110 225H111V224H110ZM117 225H118V224H117ZM120 225H121V224H120ZM120 225H118V226H120ZM128 225H129V224H128ZM135 225H136V224H135ZM146 225H148V224H146ZM166 225H167V223H166L165 221H164V222H159L158 225H157V228H158V229H159V228H163V227H165ZM175 225H176V224H175ZM178 225H179V223H178ZM253 225H254V224H253ZM14 226H15V225H14ZM17 226H18V225H17ZM30 226H32V225H30ZM30 226H28V227H30ZM42 226H43V225H42ZM85 226H88V225L86 224ZM112 226H113V224H112ZM140 226H142V225H140ZM144 226H145V225H144ZM152 226H153V224H152ZM172 226H173V225H172ZM226 226H227V225H226ZM234 226H235V225H234ZM238 226H239V225H238ZM241 226H243V225H241ZM15 227H16V226H15ZM21 227H22V226H21ZM24 227L26 228L27 226H24ZM28 227H27V228H28ZM33 227H34V226H33ZM43 227H44V226H43ZM57 227L59 228V226H57ZM76 227H75V228H76ZM93 227H94V226H93ZM96 227H97V226H96ZM121 227H123V226L121 225ZM125 227H126V226H125ZM133 227H134V226H133ZM142 227H143V226H142ZM148 227L150 228V226H148ZM167 227H168V226H167ZM244 227H245V226H243V228H244ZM27 228H26V231H27ZM35 228H36V227H35ZM52 228H53V227H52ZM58 228H57V229H58ZM64 228L66 229L65 226H63L62 229H64ZM82 228H84V227H82ZM86 228H87V227H86ZM97 228H98V227H97ZM97 228H96V229H97ZM129 228H130V227H129ZM136 228H138V227H136ZM144 228H147V226L144 227ZM149 228H147V229H149ZM155 228H156V227H155ZM173 228H174V227H173ZM196 228L198 229V227H196ZM196 228H195V229H196ZM22 229H24V228H22ZM29 229H30V228H29ZM39 229H40V228H39ZM45 229H46V228H44V230H45ZM54 229H55V228H54ZM62 229H61V230H62ZM65 229H64V230H65ZM79 229H81V226L79 227ZM100 229H101V228H100ZM120 229H121V228H120ZM120 229H119V230H120ZM139 229H140V228H139ZM141 229H142V228H141ZM170 229H171V227H170ZM170 229H169V230H170ZM177 229H178V227H177ZM213 229H214V228H213ZM215 229H216V228H215ZM256 229H257V228H256ZM8 230H9V229H8ZM12 230H13V229H12ZM35 230H36V229H35ZM49 230L51 231L50 227H49ZM66 230H67V229H66ZM84 230H85V229H84ZM101 230H102V229H101ZM105 230H106V228H105ZM137 230H138V229H137ZM144 230H145V229H144ZM144 230H143V231H144ZM149 230H150V229H149ZM149 230H148V232L150 233ZM173 230H174V229H173ZM183 230H184V229H183ZM187 230H188V229H187ZM209 230H210V229H209ZM209 230H208V231H209ZM244 230H245V228H244ZM21 231H22V230H21ZM23 231H25V230H23ZM46 231H47V230H46ZM59 231H60V229H59ZM92 231H93V230H92ZM97 231H98V230H97ZM109 231H110V230H109ZM117 231H118V230H117ZM117 231H116V232H117ZM139 231H140V230H138V232H139ZM157 231H158V230H157ZM166 231H167V230H166ZM166 231H165V232H166ZM246 231H247V230H246ZM250 231H251V230H250ZM12 232H13V231H12ZM14 232H15V231H14ZM19 232H20V231H19ZM19 232H18V233H19ZM28 232H29V230H28ZM31 232H32V230H31ZM31 232H29V233H31ZM35 232L37 233V232H40V231L38 230V231H35ZM35 232H34V230H33V233H35ZM44 232H45V231H44ZM55 232H57V231L55 230ZM65 232H66V231H65ZM80 232H81V231L79 230V233H80ZM100 232H101V231H100ZM112 232H113V231H112ZM148 232H147V233H148ZM170 232H171V231H170ZM170 232H169V233H170ZM175 232H176V230H175ZM203 232H204V231H203ZM205 232H207V231H205ZM243 232H244V231H243ZM247 232H248V231H247ZM2 233H3V231H2ZM22 233H23V232H22ZM33 233H32V234H33ZM36 233H35V235H33V236H36ZM45 233H46V232H45ZM45 233H44V234H45ZM48 233H49V232H48ZM59 233H60V232H59ZM62 233H64V232H62ZM82 233H83V232H82ZM85 233H86V230H85ZM91 233H92V232H91ZM97 233H98V232H97ZM101 233H102V232H101ZM108 233H109V232H108ZM108 233H107V235H108ZM110 233H111V232H110ZM118 233H119V231H118ZM118 233H115V235L117 234V235H116L117 238H119V237H118V235H119ZM133 233H135V232H133ZM136 233H137V232H136ZM136 233H135V234H136ZM140 233H141V232H140ZM144 233H145V232H144ZM144 233H143V234H144ZM149 233H148V234H149ZM158 233H159V232H158ZM161 233H164V231L161 232ZM173 233H174V232H173ZM219 233H221V231H220ZM15 234H16V233H15ZM57 234H58V233H57ZM74 234H75V233H74ZM80 234H81V233H80ZM83 234H84V233H83ZM95 234H96V232H95ZM105 234H106V233H105ZM105 234H104V235H105ZM125 234H127V233L125 232ZM164 234H165V233H164ZM167 234H168V233H167ZM195 234H196V233H195ZM242 234H243V233H242ZM260 234H261V233H260ZM4 235H5V234H4ZM10 235L12 236L13 234H10ZM21 235H22V234H21ZM38 235H39V234H38ZM42 235H43V234H42ZM60 235H61V233H60ZM62 235H63V234H62ZM62 235H61V237H62ZM72 235H73V234H72ZM88 235H89V234H88ZM101 235H102V234H101ZM191 235H192V234H191ZM225 235H226V234H225ZM245 235H246V234H245ZM256 235H257V234H256ZM256 235H255V236H256ZM15 236H17V235H15ZM25 236H26V235H25ZM45 236H46V235H45ZM75 236H76V234H75ZM92 236H94V234H93ZM96 236H97V235H96ZM116 236H115V237H116ZM121 236H122V235H121ZM128 236H130V233H129ZM128 236H127V237H128ZM168 236H169V235H168ZM170 236H171V234H170ZM170 236H169V237H170ZM174 236L177 237V234H175ZM203 236H204V234H203ZM205 236H206V235H205ZM211 236H212V235H211ZM211 236H210V237H211ZM216 236H217V235H216ZM258 236H259V235H258ZM6 237H7V236H6ZM30 237H31V234H30ZM36 237H38V236H36ZM39 237H40V236H39ZM43 237H44V235H43ZM49 237H50V236H49ZM52 237H53V236H52ZM58 237H59V239H58L57 242H59L60 239L64 238V237L60 238V236H58ZM68 237H69V236H68ZM77 237H78V235H77ZM79 237H81V236H79ZM79 237H78V238H79ZM82 237H84V235H82ZM82 237H81V238H82ZM97 237H98V236H97ZM105 237H106V236H105ZM127 237H125V238H127ZM131 237H132V236H131ZM161 237H162V236H161ZM171 237H172V236H171ZM217 237H219V236H217ZM235 237H236V236H235ZM53 238H54V240L57 239L56 236H54ZM55 238H56V239H55ZM70 238H71V237H69V239H70ZM74 238H75V237H74ZM86 238H88V237L86 236ZM86 238H85V240H86ZM92 238H93V237H92ZM95 238H96V237H94V239H95ZM109 238H111L110 235H109V237L107 236V239H108V240H109ZM117 238H116L117 241L122 240V237H121L120 239H117ZM137 238H138V237H136V240H137ZM143 238H144V240H145V237H143ZM143 238L141 239V237H140L139 239H141L142 241H144ZM153 238H154V237H153ZM155 238H156V237H155ZM155 238H154V240H155ZM158 238H159V236H158ZM164 238H165V237H164ZM197 238H198V237H197ZM15 239H16V238H15ZM50 239H51V238H50ZM88 239H89V238H88ZM99 239H100V238H99ZM107 239H106V240H107ZM146 239H147V238H146ZM162 239H163V237H162ZM162 239H161V240H162ZM168 239H169V238H168ZM209 239H210V238H209ZM3 240H4V239H3ZM5 240H6V239H5ZM5 240H4V241H5ZM26 240H27V239H26ZM45 240H46V239H45ZM72 240L74 241L75 239H71V240H69V241H72ZM89 240H90V239H89ZM113 240H114V239H113ZM113 240L111 239L110 242H112ZM128 240H129V238H128ZM133 240H134V239H133ZM182 240H183V239H182ZM182 240H181V241H182ZM206 240H207V239H206ZM215 240H216V237H215ZM226 240H227V239H226ZM259 240H260V239H259ZM15 241H16V240H15ZM17 241H18V240H17ZM27 241H28V240H27ZM30 241H31V240H30ZM32 241H33V240H32ZM38 241H40V240L38 239ZM42 241H43V240H42ZM42 241H41V242H42ZM48 241H49V240H48ZM64 241H65V240H64ZM66 241H67V243H68V240H66ZM81 241H82V239H81ZM81 241H79V242L81 243ZM86 241H87V240H86ZM90 241H91V240H90ZM97 241H98V240H96V242H97ZM99 241H100V240H99ZM117 241H116V243H118ZM131 241H132V239H131ZM139 241H140V240H138V242H139ZM162 241H163V240H162ZM162 241H161V242H162ZM204 241H205V240H204ZM208 241H209V240H208ZM217 241H218V240H217ZM44 242H45V241H44ZM51 242H52V241H51ZM51 242H50V243H51ZM79 242H78V243H79ZM83 242H84V241H83ZM88 242H89V241H88ZM91 242H92V241H91ZM110 242H109V244H110ZM136 242H137V241H136ZM138 242H137V243H138ZM147 242H148V241H147ZM152 242H153V241H152ZM152 242H151V243H152ZM154 242H155V241H154ZM158 242H159V241H158ZM163 242H164V241H163ZM163 242H162V244H163ZM165 242H166V241H165ZM261 242H262V241H261ZM26 243H27V242H26ZM31 243H32V242H31ZM54 243H56V242H54ZM78 243H77V245H78ZM93 243H94V242H93ZM100 243H101V242H100ZM100 243H97V244L100 245ZM105 243H106V242H105ZM105 243H103V245H104ZM114 243H115V242H114ZM114 243L112 242V244H114ZM116 243H115V244H116ZM121 243L123 244V242H121ZM127 243H129V242L127 241ZM127 243H125V246H126ZM137 243H136V244H137ZM156 243H157V242H156ZM183 243H184V242H183ZM186 243H187V242H186ZM207 243H208V242H207ZM214 243H215V242H214ZM216 243H217V242H216ZM221 243H222V242H221ZM27 244H28V243H27ZM29 244H30V243H29ZM40 244H41V243H40ZM44 244H46V243H44ZM69 244H70V243H69ZM97 244L95 243V245H97ZM106 244H107V243H106ZM115 244H114V245H115ZM132 244H133V243H132ZM132 244H131V245H132ZM140 244H142V243H140ZM148 244H149V243H148ZM153 244H154V243H153ZM168 244H169V243H168ZM168 244H167V246H168ZM172 244H173V243H172ZM208 244H209V243H208ZM217 244H218V243H217ZM219 244H220V243H219ZM18 245H19V244H18ZM25 245H26V244H25ZM33 245H34V244H33ZM48 245L50 246V244H48ZM73 245H75V244H73V242H72V245H71V246H73ZM95 245L92 244V245H89V246H92V247H93V246H95ZM99 245H98V246H99ZM101 245H102V244H101ZM118 245H120V244H117V246H118ZM145 245H146V243H145ZM149 245H150V244H149ZM157 245H159V244H157ZM213 245H214V244H213ZM215 245H216V244H215ZM37 246H40V245H36V248H37ZM42 246H45V245L42 244ZM46 246H47V244H46ZM53 246L55 247L56 245H53ZM71 246H69V247H71ZM75 246H76V245H75ZM81 246H82V245H81ZM110 246H111V245H110ZM117 246H116V247H117ZM125 246H124V247H125ZM137 246H138V245H137ZM169 246H170V244H169ZM199 246H200V244H199ZM216 246H217V245H216ZM1 247H2V246H1ZM11 247H12V246H11ZM30 247H31V246H30ZM51 247H52V246H51ZM51 247H50V248H51ZM64 247H65V245H64ZM77 247L79 248V246H77ZM77 247H75V248H77ZM87 247H88V246H87ZM101 247H103V246H101ZM120 247H121V246H119V248H120ZM128 247H129V246H128ZM155 247H156V246H155ZM172 247H173V246H172ZM172 247H171V249H172ZM180 247H181V246H180ZM21 248H22V247H21ZM24 248H25V247H24ZM27 248H28V247H27ZM32 248H33V247H32ZM36 248H35V251H36ZM38 248H39V247H38ZM50 248L48 249V247H47V250H49V255H50ZM52 248H53V247H52ZM52 248H51V249H52ZM55 248H56V247H55ZM59 248H60V247H59ZM66 248H68V247H66ZM73 248H74V247H73ZM84 248H85V247H84ZM95 248H96V247H95ZM95 248H94V249H95ZM99 248H100V246H99ZM104 248H105V250L107 251V249H106L105 246H104ZM108 248L110 249V247H108ZM111 248H112V246H111ZM119 248H118V249H119ZM121 248H122V247H121ZM125 248H126V247H125ZM130 248H131V247H130ZM137 248H138V247H137ZM137 248H136V249H137ZM156 248H157V247H156ZM174 248H175V247H174ZM185 248H187V247H185ZM218 248H219V247H218ZM3 249H5V248H3ZM3 249H2V250H3ZM17 249H18V248H17ZM19 249H20V248H19ZM41 249H42V248H41ZM43 249H44V248H43ZM63 249H64V248H63ZM63 249H62V250H63ZM70 249H71V248H70ZM97 249H98V247H97ZM97 249H96V250H97ZM143 249L145 250L144 247H143ZM157 249H158V248H157ZM168 249H169V248H167V250H168ZM206 249H207V248H206ZM77 250L79 251V249H76V251H77ZM82 250H84V249L82 248ZM85 250H86V249H85ZM105 250H104V251H105ZM112 250H113V248L111 249V252H112L111 254H113V251H112ZM116 250H117V248H116ZM119 250H120V249H119ZM119 250H118V251H119ZM128 250H129V249H128ZM144 250H143V251H144ZM150 250H151V249H150ZM150 250H149V251H150ZM158 250H159V249H158ZM167 250H166V251H167ZM179 250H180V248H179ZM20 251H21V250H20ZM20 251H19V252H20ZM39 251H40V250H39ZM44 251H45V250H44ZM53 251L55 252V249H54ZM64 251H68V250L64 249ZM71 251H72V250H71ZM97 251H98V250H97ZM109 251H110V250H109ZM137 251H139V250H137ZM137 251H135V252H137ZM143 251H142V253H143ZM152 251H153V250H152ZM170 251H171V250H170ZM181 251H183V250H181ZM254 251H255V249H254ZM36 252H37V251H36ZM58 252H59V250H58ZM79 252H80V251H79ZM82 252H83V251H82ZM85 252H86V251H85ZM89 252H90V250H89ZM93 252L96 253V251H93ZM115 252H117V251H115ZM119 252H120L119 254H121L122 250L119 251ZM129 252H130V251H129ZM140 252H141V251H140ZM150 252H151V251H150ZM158 252H159V251H158ZM24 253H25V252H24ZM41 253H42V251H41ZM46 253H47V251H46ZM59 253H60V252H59ZM65 253H66V252H65ZM75 253H77V252H75ZM99 253H100V251H99ZM126 253H127V252H126ZM152 253H153V252H152ZM179 253H180V252H179ZM8 254H9V253H8ZM17 254H18V253H17ZM85 254H86V253H85ZM85 254H84V255H85ZM90 254H92V253H90ZM90 254H89V255L86 254V255L90 256ZM101 254H102V252H101ZM109 254H110V253H109ZM138 254H139V253H138ZM138 254H137V255H138ZM144 254H145V253H144ZM155 254H156V253H155ZM158 254H159V253H158ZM162 254H163V255H166V253H165V254L162 253ZM162 254H161V255H162ZM167 254H168V251H167ZM259 254H260V253H259ZM33 255L35 256V258H37V257L39 256V255H38V256L36 257L35 254H33ZM42 255H43V254H42ZM47 255H48V254H47ZM51 255H52V254H51ZM59 255H61V254H59ZM63 255H64V254H63ZM65 255H66V254H65ZM67 255H69V254H67ZM70 255H71V254H70ZM80 255H81V254H80ZM92 255H93V254H92ZM96 255H97V254H96ZM98 255H99V254H98ZM106 255H107V254H106ZM106 255H105V256H106ZM114 255H115V254H114ZM122 255H123V253H122ZM122 255H121V256H122ZM129 255H130V254H129ZM132 255H133V254H132ZM156 255H157V254H156ZM163 255H162V256H163ZM171 255H172V254H171ZM12 256H13V255H12ZM15 256H16V255H15ZM15 256H14V257H15ZM40 256H41V254H40ZM45 256H46V254H45ZM94 256H95V255H93L92 257H94ZM107 256L109 257V255H107ZM111 256H112V255H111ZM145 256H146V255H145ZM162 256H161V257H162ZM168 256H169V255H168ZM174 256H175V255H174ZM260 256H261V255H260ZM2 257H3V256H2ZM14 257H13V258H14ZM27 257H28V256H27ZM30 257H31V256H30ZM50 257H51V256H50ZM60 257H61V256H60ZM64 257H65V256H64ZM74 257H75V256H74ZM97 257H98V256H97ZM97 257H96V258H97ZM99 257H100V256H99ZM113 257H114V256H113ZM124 257H125V256H124ZM135 257H136V256H135ZM150 257H151V256H150ZM150 257H149L148 259H152V258H150ZM152 257H154V254H153ZM166 257H167V256H166ZM185 257H186V256H185ZM185 257H184V258H185ZM193 257H195V256H193ZM203 257H204V256H203ZM31 258H32V257H31ZM31 258H30V259H31ZM35 258H34V259H35ZM42 258H43V257H42ZM51 258H52V257H51ZM67 258H68V257H67ZM67 258H66V259H67ZM83 258H84V257H83ZM90 258H91V256H90ZM90 258L88 257V259H90ZM105 258H106V257H105ZM109 258H110V257H109ZM109 258H106V259L109 260ZM115 258H116V257H115ZM127 258H128V257H127ZM156 258H157V257H156ZM162 258H163V257H162ZM178 258H179V256H178ZM181 258H182V257H181ZM187 258H188V257H187ZM262 258H264V257H262ZM9 259H10V258H9ZM38 259H39V258H38ZM40 259H41V258H40ZM48 259H49V258H48ZM75 259H76V258H75ZM93 259H94V258H93ZM97 259H98V258H97ZM159 259H160V258H159ZM173 259H174V258H173ZM176 259H177V258H176ZM191 259H192V258H191ZM202 259H203V258H202ZM14 260H15V259H14ZM14 260H13V261H14ZM31 260H32V259H31ZM51 260H52V259H51ZM60 260H61V258H60ZM70 260H71V258H70ZM86 260H87V259H86ZM107 260H105L104 257H103V261H106V262H107ZM115 260H116V259H115ZM120 260H121V259H120ZM124 260H125V259H124ZM153 260H154V259H153ZM156 260H157V259H156ZM174 260H175V259H174ZM185 260H186V259H185ZM187 260H188V259H187ZM19 261H20V260H19ZM33 261H35V260H33ZM81 261H82V260H81ZM84 261H85V260H84ZM87 261H88V260H87ZM87 261H86V262H87ZM95 261H96V260H95ZM111 261H112V260H111ZM113 261H114V260H113ZM122 261H123V260H122ZM139 261H141V260H139ZM144 261H145V260H144ZM146 261H147V260H146ZM171 261H172V259H171ZM179 261H180V260H179ZM183 261H184V260H183ZM199 261H200V260H199ZM69 262H70V261H69ZM73 262H74V261H73ZM76 262H78V261H76ZM97 262H98V261H97ZM108 262H109V261H108ZM115 262H116V261H115ZM149 262H150V260H148V263H149ZM157 262H159V261L157 260ZM157 262H156V263H157ZM160 262H161V261H160ZM173 262H175V261H173ZM193 262H194V261H193ZM12 263H13V262H12ZM12 263L10 262V264H12ZM14 263H16V262H14ZM54 263H55V262H54ZM60 263L62 264V262H60ZM113 263H114V262H113ZM137 263H138V262H137ZM198 263H199V262H198ZM23 264H25V263H23ZM31 264H32V263H31ZM69 264H70V263H69ZM74 264H75V262H74ZM76 264H77V263H76ZM82 264H85V263L83 262ZM86 264H87V263H86ZM88 264H89V261H88ZM96 264H98V263H96ZM101 264H102V263H101ZM123 264H125V263H123ZM143 264H144V263H143ZM159 264H160V263H159ZM180 264H183V262L180 263ZM184 264H185V263H184Z\"/></svg>", "mask_w": 264, "mask_h": 264}]
</instances>
